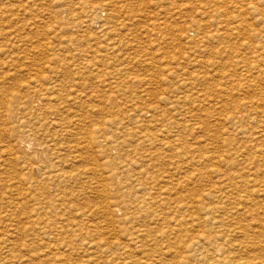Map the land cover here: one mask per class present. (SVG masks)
Instances as JSON below:
<instances>
[{"label":"rangeland","instance_id":"1","mask_svg":"<svg viewBox=\"0 0 264 264\" xmlns=\"http://www.w3.org/2000/svg\"><path fill=\"white\" fill-rule=\"evenodd\" d=\"M1 1H0V3H2V5L0 4V14H2V16L0 15V35H1L0 36V92L1 93L0 94L2 95V98L0 97V99H3V101H5V104L0 100V103H1L0 104V112H1V115H0V147H1L0 156L2 155V157L0 158V163L4 162L5 160H6L5 162H8V163L4 162L5 164L4 163H2V165L0 164L1 165L0 166V172L2 171L0 173V179H2V180H0V182H4V183H0V188L1 189L3 188L2 189L3 191L0 189V192H1L0 196L3 195L0 197V206H1L0 212L2 213L4 211L2 214H0V219H1L0 222L3 224V225L0 224L1 225L0 226L1 227L0 228V235H1L0 236V264H8V263L9 264H12V263L16 264V262L18 264H21V262H22V264H29L30 262H33L32 264H40V263L41 264H44V263L45 264L46 263L52 264V262H53V264H65V263L66 264H74L76 262L75 264H77V262L79 260L81 261V263L84 261L83 262L84 264H88V263L93 264L94 262H95L94 264H96L97 262H98L97 264H115V263H117V264H119V263L120 264H122V263L130 264V262H133L131 264H138L139 263L138 261H143L147 257H148L147 258L148 260H144L146 263H148V262L150 263V261H151L152 264H156L157 260H153L156 256L158 257V259L162 258L161 260L164 261V262L162 261L164 264L165 263L170 264V262L172 260L176 259V257L178 258L184 254V251H181V249H180L181 248L180 244L178 245V243L171 242L172 240L174 241L173 237H179L180 236V238H178L179 243H181V242L186 243L190 239H193V237L196 235L198 230H202V229L208 230L209 228L211 230H215V229L218 230L217 225L218 224L220 225L221 222L226 224L225 225L226 227L225 226H223V227L219 226L220 227L219 230H222V229L227 230L228 228H230L229 230H231L232 228H233V230H236V229L240 230V229H238L237 225L233 224V223H235L236 220H238L239 223L241 222L240 223L241 226H244V227L239 226V228H241V230H251L252 228H254V229H252L251 232L253 233V231H254V234L258 235V237L260 236V232L257 233L256 231H260V228L264 227L263 226L264 225V216H262V215H264V214H262V212L264 213V209H262V208H264V204H262V203H264V199H263L264 197H261V196H264V191H263L264 188H262L264 186L263 185L264 184V181H263L264 180V175H263L264 174V160H263L264 147H262V145L264 146V142H263V139H264V133H263L264 132V127H263L264 126V122H263L264 120H263V117L264 116L261 117V119H260L261 121H259V122L255 121L253 123L252 122H245L244 120L238 122V120H240L239 112L241 110L242 111L240 113L242 115L246 116L247 112H250L249 110L253 109L255 104L259 105L257 108V110L259 112L264 110V106L262 105V100L264 99V17L262 16V14H264V12H260L258 10L254 11L253 9L249 10L247 8V2L249 0H216L218 2L217 7H219L218 8L219 13L217 14V17L215 18L214 22H221V24H223V25L226 24L228 26L226 27V30L224 28L219 29V33H221V32L222 33L218 37L214 38L212 41H209L204 45L206 51L203 53V51L200 52V50L203 49V47L200 46L199 44H197V42L194 39H192V37L195 36L193 34V33H195V31L203 33L205 30V31H208L210 34H212V32H214V27L206 28L207 25H205V24H208V20H209L208 15L202 14V11H204V9L207 10L209 7L208 4L206 3L208 0L207 1L206 0H183V1L182 0H171V1L170 0H166V1L164 0L166 2L165 4L163 3L164 2L163 0H66V1L65 0L64 1L63 0H1ZM204 2L207 5H205ZM80 3L87 4L85 6V9L87 10L86 12H80V10H79V7L81 6ZM123 5H125V6H123ZM182 5H183V7H181ZM2 6L4 8H1ZM5 6L8 7L9 9L6 8ZM91 6H95L93 12L90 11ZM102 6L106 7V9L109 10V13L111 10H113L115 8H116L115 10L118 11L117 15L115 17H113V19L110 21H107V19L106 20L104 19L105 18V11L103 12L104 17H102V19H103V21H105L106 26L108 27L107 29H109V30H107V32H105V30H104L103 34H102V32H99V30L97 28L98 23H96L98 21L95 18V16L97 17L98 15L99 16L101 15L102 12L100 10L103 8ZM177 8L178 9L180 8V9L178 10ZM3 9H7V10H3ZM98 9H100V10H98ZM176 9L178 10V12ZM259 9H261V7H259ZM115 10H113V11H115ZM180 10H181V12H179ZM13 12H14V14H13ZM98 20H99V18H98ZM231 20H233V22L235 24H236V22L241 23V24L234 26L235 24L233 25V22ZM191 22H196L202 26L204 24L203 29L202 30L194 29L193 32L191 30H188V28L191 25L190 24ZM9 23H11V24H9ZM121 23H123L124 28L120 27L119 24H121ZM8 25H10V26H8ZM114 25L117 26V28ZM126 29H127V31H126ZM88 33H90V34H88ZM91 33H95V34L91 35ZM184 33L187 35V38H186V35ZM112 34L114 35V37ZM100 35H101V37H100ZM103 35H105L106 37ZM87 36L90 39H88ZM94 36H95V40L93 41ZM188 36H189V38H188ZM1 37H3V38L5 37V38L3 39ZM193 38H195V37H193ZM108 39H109V41H108ZM188 39H190V41ZM88 40H89V42H88ZM93 43H95V44H93ZM80 44L83 46H81ZM87 48L91 49V51L87 50ZM86 51L87 52L90 51L92 54L87 53ZM219 52H220V54H219ZM89 58L91 59V61L93 60L94 62L92 61L90 64ZM1 64H2V66H1ZM80 64H82V65H80ZM83 65L86 68H84ZM93 65H94V67H93ZM82 66H83V68H81ZM94 68H95V70H94ZM79 69H81L84 73L82 71H80ZM205 72H206V75H205ZM197 73L198 74L203 73L204 75L201 74L202 77L201 78L198 77L199 80L196 79L198 83L195 82L196 80L194 81L193 87L195 89H190V88L188 89L187 86L185 87L184 85L180 84L182 87L179 86L180 89L178 88V91H176L179 79L183 80V79L189 78L191 75L197 74ZM68 74H69V76H68ZM111 74H114V75H111ZM245 75L248 77H246ZM113 76L115 79H111V77H113ZM78 79L80 81H78ZM71 80L73 83H71V85H70ZM202 80H205V81L202 82ZM65 81L67 82V84ZM82 81H83V84H82ZM80 82H81V84H80ZM107 82H110L111 85H109L108 87H105L103 84H105ZM49 84H51V85H49ZM52 84L55 85V87ZM68 85H69V87H67ZM74 85L78 88H76ZM83 86H85V88ZM46 87L48 89H43ZM51 87H52V89H51ZM81 88H82V90H81ZM38 89L39 90L41 89L42 91L40 90L41 91L40 92V91H38ZM68 89H71V90L74 89V92L76 93V95H74V97L76 96L75 98L73 97L74 92H72ZM77 89L80 91H78ZM56 90H58V91H56ZM65 90H66V92H65ZM75 90H77V91H75ZM6 91H7V93H5L6 94V98H5V94H2V93L6 92ZM8 91H9V93H8ZM43 92H45V93H43ZM83 92H85V93H83ZM175 92H176V98L183 101V109L189 108V110L193 112L192 114L194 117H191V120L188 123H185L183 121L182 116L180 115V113L178 111L174 110L173 105L171 104V100H169L171 94L172 93L175 94ZM197 92L201 95V97L203 99L209 98V101L207 99H206V101L208 103L209 102L210 103L208 104L205 100H203V102H201L202 99H200V98L196 99L195 97H196ZM80 93L82 94V97L79 98L78 96H81ZM93 94H95V95H93ZM57 95H59L58 97H60L62 95L60 97L61 99L57 98ZM67 95H69V96H67ZM88 95H90L91 97ZM31 96H34V97H31ZM45 96L47 98L50 97V99L48 98V100H47V98ZM85 96H88L90 98L89 99H88V97L85 98ZM8 98H10L13 101H10V99L8 100ZM41 98H44V99L41 100ZM54 98H55V100L57 99L56 103L54 102L55 101ZM62 98H63V100H62ZM78 98L80 99V101H77ZM94 98H95V100H94ZM70 99H72L73 102L77 103V104H74L72 102V100H70ZM86 99H88L89 102H87ZM6 100H7V102H6ZM27 100H28V102L30 100L31 101L28 103ZM39 100H41V101H39ZM50 100H52L53 102ZM62 102L66 103L65 104V106H67L66 109H65L64 103H62ZM81 102L83 104H82V106H79V104H81ZM244 102L245 103H250V102L254 103L252 105L253 107H250V105H249V107H245L242 104ZM9 103H11V105ZM61 103H62V105H61ZM92 104H94V105L92 106ZM52 105H54L53 108L55 110L52 108ZM73 105H74L75 109H74ZM83 105H84V107H83ZM87 105H90L92 108H90V106H88V108H87ZM47 106H49V108ZM57 107H60L59 111H58ZM62 107H63V109H61ZM80 107L82 108V110ZM84 108H86V109L84 110ZM153 108L156 111V113L153 115L154 119L150 120V118H145L143 115L144 112L147 109L153 110ZM191 108H193V109H191ZM48 109H51V110H48ZM64 109L65 110L71 109L69 111L72 113V110H73L74 113H72V115H71V113L68 111V114H67V111H65ZM94 109H95V111H94ZM83 110H84V113H82ZM51 111L54 113V115L56 114L55 116H57V118L55 116H52L53 113ZM165 112L169 113L168 117H164ZM78 114H80L82 119L79 118L80 116ZM44 115H46V117H44ZM69 115H71V116L69 117ZM47 118H49V119H47ZM76 118H79L80 121H79V119L77 120ZM121 118H123V119L125 118V119L122 120ZM32 119H34L35 121ZM64 119L67 120L66 123L68 125L65 123ZM75 119L77 121H75ZM120 119H121V122H118V121H120ZM47 120H50V121H47ZM54 120H55V122H54ZM227 120L233 121V122L237 121L236 124H238L240 126V128L236 124H231V122L226 123ZM56 121H58L59 123H57ZM60 121H61V123H63V124H61L63 126L60 125ZM171 121H174L177 124V128L172 129L173 135L175 136V139L177 141L175 144L172 143V145H170L169 147L168 146L165 147V145L162 143V141L163 142L165 141L163 139L166 135L160 134L159 129L162 128V125H167ZM52 122H54V123H52ZM74 122H75V124H74ZM112 122H114V124H115L114 127L118 131H116L115 129H112V128H114L113 125L111 124ZM244 122L247 125V127H246V125H244ZM17 123H21L22 127L20 124H17ZM45 123H46V125H45ZM117 123H118V125H117ZM135 123H137V124H135ZM139 123H140V125H142V124L145 125V128L143 125L140 126ZM27 124H29V126H27ZM58 124H59L58 127H61V128L57 127ZM71 124L73 125V127ZM102 124L105 125L103 130H98L97 128H102ZM24 125H26V126H24ZM41 125L43 128L41 127ZM69 125L71 126V128L69 127ZM151 125H152V127H151ZM106 126H108V127H106ZM109 126L110 127L112 126V127L109 128ZM122 126L123 127L125 126L127 129L123 128ZM250 126L252 127V129H250L251 128ZM29 127H31V128H29ZM34 127L38 128V129H34ZM44 127H46L45 130H47L49 128L47 130L48 133H47V131L44 130ZM51 127H53V128L57 127V129H55V130L53 129V131H52ZM191 127L194 128L195 130H192ZM235 127H236V129H238V130L240 129L244 133H247V135H249V136H245L246 134H243L240 131L234 130ZM241 127H243L242 128L243 130L241 129ZM24 128H25V130L23 131L22 129H24ZM94 128H95V132L92 134L93 135L92 139L94 140L92 142V143H94V144H92V146H94V148H92V146L89 147L90 149L88 148V150L86 148L85 151H87V152H84L83 149L79 150L78 146H80V147L83 145L84 146L86 145V147L88 146V140L90 141V139H89V136L86 135V132L88 130L94 129ZM106 128H108V129H106ZM254 128H256L257 130ZM16 129L18 130V132ZM19 129H20V131H19ZM58 129L60 130V132ZM77 129H78V131L76 133ZM122 129L124 130V132ZM259 129L260 130L262 129L261 132L259 131ZM10 130H13V131H10ZM32 130H34V132ZM126 130H128V131H126ZM143 130H145L146 132ZM26 131H29V133H31V131H32L31 134L35 137H33L31 134L29 135L28 132H26ZM100 131L102 133H100ZM195 131H196V133H195ZM1 132H3V136H2ZM4 132L6 135L4 134ZM16 132H17V136L15 137ZM20 132H21V134H19ZM78 132L80 134H78ZM231 132H232V134H231ZM9 133L11 135H9V137H7ZM25 133H26V135H25ZM39 133L41 135H39ZM134 133H136L135 136H134ZM145 133H148L150 135V144L151 145L148 143H144L143 144L144 145V147H143L144 151H142V149H140L141 147H139V144L136 143V142H138L136 139H137L139 134L144 135ZM250 133H252V134H250ZM255 133L257 134V138H256ZM35 134L38 135L39 137L36 136ZM118 134H120V135H118ZM241 134H242V136H244L243 139H242ZM262 134H263V136H262ZM21 135H22V137H21ZM140 135H139V138H142ZM160 135H162V136H160ZM230 135L233 136V140H232V136H230ZM25 136H26V138H25ZM28 136L31 139H29ZM85 136H86V138H85ZM128 136H130V138ZM131 136H133V137H131ZM14 137H15V139H14ZM81 137H83V138H81ZM115 137H117L118 139H116ZM121 137H125V138H121ZM110 138H111V140H110ZM18 139L21 141L16 142V141H18ZM27 139H28V142H30V144H31L30 148H27L26 143L24 142ZM104 139L107 141L108 144L104 142L105 141ZM120 139L125 140V143L120 141ZM126 139H128V140L126 141ZM132 139L134 140L133 142H132ZM234 139L236 142L234 141ZM245 139L248 140V142ZM249 139L251 142L249 141ZM77 140L79 142L81 141V143L79 144V142H77ZM113 140H115V141L112 142ZM256 140L258 141L257 142L258 144L255 143ZM117 141L120 143H118ZM128 141L130 143L132 142V144H130ZM232 141H234L235 143L233 142V144H232ZM238 141H240V143H237ZM259 141L260 142L262 141L263 143L261 142L259 144ZM101 142L102 143L104 142V143L102 144ZM253 142L255 144H253ZM14 143L15 144L18 143V145H17L16 149H14L15 151L13 150L15 155L13 152H11L13 154V155H11V154H9V150L11 148V144L13 145ZM34 143H35V145H34ZM114 143H116V144H114ZM246 143H248V144H246ZM9 144H10V146H8ZM235 144H236V146L238 144V146L236 148L237 150L235 149V147H236ZM244 144H246L248 146L246 147V146H244ZM118 145H119V147H118ZM132 145H134V146H132ZM41 146H43V147H41ZM48 146H49V148H48ZM120 146H122V147H120ZM2 147L5 150L4 149L2 150ZM107 147H109V148H107ZM248 147H249V149H247ZM133 148L136 150V152H135L136 154H134ZM239 148H240V150H239ZM259 148H261V149H259ZM74 149H77L79 152H77L75 150L77 152L76 153L74 151ZM101 149H102V151H101ZM123 149H125V150H123ZM244 149H245L246 153H245ZM233 150L234 151L236 150V151L233 153V152H231ZM241 150H243V153L241 152ZM248 150H250V152ZM5 151L6 152L8 151V152L6 153ZM145 151L147 152L146 154H144ZM1 152H2V154H1ZM204 152L207 154H205ZM236 152L240 153V154H237ZM18 153L19 154L21 153V154L19 155ZM70 153H71V155H70ZM202 153L206 156L202 155ZM227 153H229V154H227ZM260 153H262V155ZM5 154L6 155L8 154V155L6 156ZM29 154H31V155H29ZM128 154H129V156H128ZM132 154H134V155H132ZM213 154H215L214 155L216 157V158H214L215 160H213V157H214ZM243 154L244 155L247 154V155L244 156ZM78 155L79 156L81 155V157H79ZM130 155H132V156H130ZM145 155H148V157H146ZM216 155H218V156H216ZM230 155H231V157H230ZM233 155H234V157H232ZM236 155H237V157H236ZM20 156H22V157H20ZM135 156H138L136 158H138L139 161H138V159L135 158ZM139 156H140V158H139ZM255 156H257V157L259 156L258 158H260L261 160L256 159L257 157H255ZM77 157H79V158H77ZM93 157H94V160L96 161L95 165L93 163H91V161H90V159ZM199 157H200V159H199ZM226 157L227 158L229 157L228 160L231 159L230 161H232V159H233L232 164L230 161H228V162H230V163H228L227 160H225V159H227ZM8 158H12L13 161H10ZM20 158H23L22 161ZM27 158L29 160H27ZM192 158H194V160ZM2 159L3 160L5 159V160L2 161ZM25 159H26V162L23 161ZM141 159L143 160V162L142 161L140 162ZM156 159H157V161H156ZM190 159H192V160L189 162ZM196 159H198V160H196ZM221 159H224V160L222 161ZM240 159H242V160H240ZM246 159H250V160L248 161ZM15 160H17V161H15ZM122 160H124V161H122ZM129 160H130V163L128 162ZM177 160H178V162H177ZM254 160H256V161L253 163ZM27 161L30 162L31 164L27 163ZM88 161H90V163H88ZM111 161L113 163L115 162L114 165ZM182 161L183 162L186 161L185 162L186 164L183 163ZM201 161L202 162L204 161L206 164L204 162H203L204 164H202ZM212 161H214V163ZM234 161H236L237 164H239V166L236 163L233 164ZM239 161H241V162H239ZM246 161H248V164H246L247 163ZM258 161H259V163L260 162L261 163L259 164ZM22 162H23V164H22ZM160 162L161 163L163 162V163L160 164ZM96 163L99 164V166ZM109 163L112 164V167ZM180 163L184 164V166L181 165ZM200 163L202 164L201 166H200ZM207 163H211V164H207ZM227 163H228V165H226ZM35 164L36 165L39 164L38 168L36 167V169L34 168ZM126 164L129 165V167L126 166ZM173 164L174 165L176 164L177 166L176 165L174 166ZM31 165H33V167H31ZM222 165H224L225 168ZM233 165H235V166H233ZM242 165L244 167H242ZM3 166H5L6 168ZM26 166L30 167V169L31 168L32 169L29 170V168H25ZM115 166H116L117 170L115 169ZM171 166H173L174 168ZM189 166L192 167V170H190L191 167H189ZM247 166H248V168H247ZM1 167L5 168V171L3 169H1ZM54 167H55V169H52ZM117 167H119V169ZM137 167H139V168H137ZM181 167H182L183 172H181ZM194 167H195V169H193ZM239 167H241V169H246V170L240 171ZM22 168L25 170L22 171ZM56 168L58 169V171H56L57 170ZM97 168H98V170H97ZM99 168L103 171L99 170ZM120 168L121 169L125 168V169L122 171ZM135 168H137L138 170ZM176 168H178V170H180V171H178ZM228 168L229 169L232 168L231 171L230 170L227 171ZM59 169H61V170L59 171ZM131 169H133V170L131 171ZM142 169H144V171ZM172 169H174V171ZM196 169H198V170H196ZM213 169L214 170L216 169V171L214 172ZM42 170H44V171H42ZM84 170H87V171L84 172ZM140 170H142V171H140ZM193 170H196V171H193ZM234 170H235V175H234V172H232ZM253 170H254V172H253ZM255 170H257L259 172V173H257V171H256V175H254ZM41 171H42V173H41ZM208 171L211 175L209 173H207ZM219 171H220V174H219ZM48 172H49V174H48ZM57 172H59V173H57ZM79 172H81V174ZM97 172H99V174ZM146 172H148V174ZM199 172H200V174H198ZM216 172H218V173L216 174ZM83 173H84V175H83ZM92 173L96 176L93 177L94 175ZM132 173H133V175H132ZM222 173L224 175L232 174L233 177H235V179H234L235 181L232 184H235L238 181L236 184H238L237 186H238L239 192H237V193H239V194H237L235 192L234 193L235 195H234L233 194L234 189L232 188L233 191H231V186L229 187L230 190L228 188H225L227 184H226L225 179L223 178L224 176L222 177ZM29 174L31 175L32 179L29 178L30 177ZM77 174H79V176L80 175L81 176L79 177ZM87 174H90V175H87ZM116 174H117V176L119 174L120 175L117 177ZM195 174H196V176L199 175V177H196ZM218 174L221 177H219ZM243 174H246V175L243 176ZM8 175H9V177H8ZM13 175H14V177L17 176V177H15L16 179L13 177ZM43 175H45V176H43ZM75 175L77 177H75ZM102 175L104 178L99 177ZM122 175L125 176V178L127 180ZM139 175H141V176H139ZM166 175L169 176V179ZM200 175L202 176V178ZM207 175H208V177H207ZM59 176L62 178H60ZM193 176H195L194 179H193ZM258 176H259V178H258ZM121 177L123 178V180ZM236 177H238V178H236ZM242 177L245 178L247 181H245V179H243ZM246 177L250 178V179H247ZM50 178H52V179H50ZM77 178H78V180L76 181ZM172 178H174V179H172ZM175 178H177V179H175ZM199 178H200V180H199ZM220 178L221 179L223 178L224 180L223 179L220 180ZM25 179H27V180H25ZM103 179H106V180H103ZM146 179H147V181H146ZM149 179H151L152 181H149ZM170 179H172V180H170ZM195 179L197 181L199 180L200 182H197ZM215 179L216 180L219 179L223 183L220 182L219 180L216 181ZM9 180H10V182H9ZM31 180H32V182H31ZM39 180H41V181L39 182ZM168 180H169V182H167ZM52 181H54V182L52 183ZM94 181H96V183H93ZM109 181H111L113 184ZM123 181H126V182L130 181V182H127V184H126ZM155 181H157V182H155ZM162 181H164V182H162ZM191 181H193V183ZM19 182H20V184H17ZM57 182H60V184ZM176 182L178 183V185L174 186L173 184H175ZM189 182L191 183L192 186L190 185ZM217 182H218V184H217ZM242 182H243V184H242ZM22 183H23V185H22ZM27 183H30V184H27ZM107 183L109 185H107ZM128 183L130 185L132 184V187L130 185H128ZM144 183H146V184H144ZM147 183H149V184H147ZM150 183L152 186H150ZM194 183H196V184L193 186ZM214 183L216 184L217 188L221 187L222 191H224V190H225V192L231 191L232 194H231V192L228 194V195H231V196H229V198L232 199L236 195L237 196L231 200L228 198V195H226L225 197H223L224 195L223 196L221 195L222 196L221 197L219 193L215 192V190H214V192L216 194L213 193L212 190L210 191V188L211 189L212 188L217 189L215 187ZM253 183H255V185H252ZM62 184L63 185L66 184V185L63 186ZM93 184L95 186H93ZM100 184H101V186H99ZM143 184H144V187H143ZM224 184H225V186H224ZM26 185L28 187H26ZM258 185L261 187H259ZM111 186H116L117 189L114 187H111ZM147 186H149V187H147ZM222 186H224L223 187L224 189L222 188ZM8 187H9V190H7ZM12 187H13V189H12ZM101 187H102V189L100 190ZM139 187L140 188L142 187L143 189L142 188L140 189ZM165 187H167V190L169 189V191H167L168 193L165 192L166 191ZM10 188L12 190H10ZM96 188H98L97 191L94 190ZM127 188L129 189V192H128ZM257 188H258V190H257ZM5 189L7 192L5 191ZM17 189H19V190L23 189V190L19 191ZM152 189H154L155 191ZM243 189H245L246 191ZM247 189H249L248 192H247ZM91 190H92V193H91ZM106 190H107V192H106ZM156 190H158V191L160 190L159 192L157 191L158 194L153 193V191L156 192ZM171 190L172 191L175 190L176 192L173 191V192H175V193H173ZM189 190H192V191H190V193H189ZM9 191L12 193L10 194ZM18 191H19V193H18ZM21 191H23V192H21ZM95 191H96V193H95ZM143 191H145V192L142 193ZM195 191L198 192L200 196H201V193L203 195L202 197L205 196L204 198H206V199H205V201H203V204L195 202L197 204L196 205L195 203H192L191 201H190V203H189V201H186L188 199L185 200V198H188V196L190 194H191V197L194 196V198H195L197 196L196 198H199L200 196L198 194H196ZM202 191H204V192H202ZM206 191H207V193H205ZM250 191H252V192H250ZM256 191H257V193H256L257 196L256 195L254 196L253 194ZM13 192H15V193L13 194ZM126 192H128L130 195H127L128 193L126 194ZM169 192H172V193L170 194ZM193 192H195V193L192 194ZM210 192L212 193L210 196H213V194H215L211 200L207 199V198H209V196L207 194H210ZM240 192H242V193H240ZM99 193H102V195L104 193L105 196L104 195L102 196ZM145 193H146V195H144ZM148 193L151 195H149ZM259 193H261V194H259ZM262 193H263V195H262ZM16 194H17V196H16ZM44 194L46 197L44 196ZM93 194H95V196ZM113 194H115V195H113ZM132 194H134V195H132ZM135 194L137 196H135ZM139 194L141 196H139ZM142 194H143V196H142ZM164 194H166V195H164ZM28 195H29V197H28ZM48 195H50V196L48 197ZM74 195H75V197H72ZM120 195H122V196L120 197ZM147 195L150 196V198H152L154 196L155 198L153 197V199H155V201L154 200H148V201L145 200L148 198ZM161 195H163L164 197H162ZM172 195H175V196H172ZM186 195H187V197H186ZM217 195L220 197H217ZM232 195H233V197H232ZM248 195H249V197H248ZM26 196L28 198H26ZM99 196H101V197H99ZM113 196H116V197L113 198ZM146 196H147V198H146ZM165 196L167 198H169L170 196L172 197V198L170 197L168 199V200H170L169 204H166V202L168 203V200H162V198H165ZM181 196H183L184 199ZM50 197L52 200L50 199ZM62 197H63V199H62ZM141 197H142V199H139ZM176 197H178V198H176ZM245 197H247L248 199ZM47 198H48V200H47ZM60 198H61V201H60ZM68 198H70V200H72V201H70ZM107 198H108V201L106 200ZM111 198H113V199H111ZM116 198L118 201L116 200ZM118 198H122V199H120V201H119ZM137 198H138V201H137ZM157 198L161 202H159V200ZM179 198L181 201L184 200L185 202H183V201L181 202L179 200ZM217 198H219V199H217ZM4 199H5V201H4ZM7 199H9V201H7ZM49 199H50V201H49ZM110 199H111V201L112 200L113 201L111 202ZM129 199H131L132 202ZM214 199H216V200H214ZM249 199H250V201L253 202V204H252V202L248 201ZM260 199H261V201H260ZM1 200H3V201H1ZM10 200H12V201H10ZM43 200H45V201H43ZM67 200H69V201H67ZM128 200H129V202H128ZM172 200H173V202L170 203ZM206 200H208L211 205H212V203L214 205H216V209H214V210L210 209L211 206H209L206 203L207 202ZM212 200H213V202H212ZM218 200H219V202H217ZM56 201L57 202L59 201L60 203L58 202L59 204L56 205L57 208L56 207L54 208L55 204L57 203ZM64 201L66 202V204ZM100 201H101V203H100ZM106 201H107V203H106ZM144 201H146V202H144ZM153 201H154V203H153ZM174 201H177V204ZM215 201H216V203H215ZM220 201H221V203H220ZM226 201L231 203V204L227 203ZM238 201H240V205H239L240 207L236 205V202H238ZM254 201H256V203L258 205ZM36 202H37V205L40 203V206L38 205V207H37ZM68 202H70V203H68ZM118 202H119V204H118ZM121 202H124V204L127 203V205L126 204L120 205ZM141 202H142L144 208H142V204L138 205V203H141ZM156 202H159V203H156ZM25 203H26V205H25ZM46 203H47V205H45ZM132 203H134V204H132ZM144 203L147 204V206ZM173 203H175L176 206ZM191 203H192V205H191ZM7 204H9L10 206ZM16 204H17V206H15ZM48 204H49V206H48ZM51 204H52V207H51ZM224 204H225L226 208H223ZM227 204H229V205H227ZM248 204H250L249 206H251V204H252V206L249 207ZM71 205L73 207H71ZM183 205L184 206L186 205V206L183 207ZM195 205L199 209L197 207H195ZM203 205H206V206H203ZM20 206L22 209L20 208ZM30 206H32L33 208ZM46 206H48V207H46ZM76 206L79 208V210H78V208H74ZM148 206H149V209H148ZM108 207H110V208H108ZM132 207L134 208L133 211L131 210ZM150 207H153V208L150 209ZM205 207H209L210 211L209 210L206 211ZM242 207L245 208L246 210H244ZM4 208H6V209H4ZM10 208H11V210H10ZM12 208H14L15 210ZM48 208H50V209L48 210ZM63 208L64 209L69 208V210L70 209L71 210L70 211L65 210V211H67V212H65ZM95 208H97L98 211ZM140 208H141V210L142 209H144V210L140 211ZM182 208H184V210H182ZM195 208H196V210H195ZM236 208H237V210H236ZM241 208L243 209L242 211H241ZM257 208H258V210H257ZM23 209H24V211H23ZM72 209H74V210H72ZM99 209H101V210H99ZM164 209L167 211H164ZM227 209H228V211H227ZM261 209H262V211H261ZM25 210H26V212H25ZM34 210H36L37 217H36V213H34ZM38 210H41V212ZM44 210H45V212H43ZM87 210H89V211H87ZM171 210H172V212H171ZM179 210L180 211L182 210V211L180 212ZM259 210H260V212H259ZM20 211H21V213H20ZM48 211H49V214L47 213ZM79 211H81V212H79ZM93 211H94V213H93ZM101 211H104V212L101 213ZM120 211H123V212L120 213ZM130 211H132V212H130ZM184 211H185V213H184ZM196 211H197V213H196ZM205 211L208 214V216L205 213ZM234 211L236 213H234ZM14 212H16V215ZM39 212L44 213V214H41V216L40 215L38 216ZM68 212H72V213H68ZM95 212H96V214H95ZM193 212H195V213H193ZM200 212H201V214H200ZM202 212H203V214H202ZM255 212L256 213L258 212V213L256 214ZM66 213H68V214H66ZM104 213H105V215H104ZM112 213H114V214H112ZM123 213H124V215H123ZM142 213H144V214H142ZM146 213L150 214V215L147 216ZM198 213H199V215H198ZM21 214H22V216H20ZM71 214H73L74 216ZM91 214L93 216H91ZM176 214H178V215H176ZM204 214L206 217L204 216ZM229 214H230V216H229ZM243 214H244V216H243ZM255 214H256L257 218H254ZM3 215H5V217H3ZM7 215H8V221L9 222L7 221V218H6ZM9 215H12V217ZM42 215H43V217L45 215L46 216L44 218H42ZM67 215H68V217H67ZM99 215L101 216V218ZM111 215H112V218H110ZM127 215H128V217H127ZM130 215L133 217H131ZM136 215H139V217H137ZM144 215H146V217H149V218L147 220H145L146 217ZM159 215H162V216H159ZM169 215H170V217H169ZM237 215L239 216V218H237ZM31 216H32V218H31ZM123 216L125 218H123ZM152 216L153 217L155 216L154 219H152ZM174 216H175L176 220H175V218H172ZM183 216H186L183 218V221H185L184 223L181 220L182 219L181 217H183ZM209 216L210 217L212 216V217L210 218ZM258 216L261 217V219ZM14 217H16V218H14ZM38 217H40V218H38ZM53 217H54V219H53ZM58 217H59V219H57ZM166 217H169V220L166 219ZM178 217H179V219H178ZM189 217H191L192 220H190ZM219 217L220 218L222 217V218L220 219ZM230 217L233 219V221L232 220L230 221V219H231ZM235 217L237 218L236 220L234 219ZM30 218L32 221L30 220ZM120 218H122V219H120ZM127 218H128V220L129 219L130 220L127 221ZM138 218H140V221ZM187 218H189V219H187ZM212 218H215V220L214 219L212 220ZM223 218H225V219H223ZM242 218H243V220H242ZM15 219H16V221H15ZM66 219H67V222H66ZM109 219L111 221H109ZM113 219L116 222L112 221ZM164 219H165L166 223L163 222ZM254 219L255 220L257 219V222H255ZM34 220H35V222H34ZM118 220H119V222H118ZM203 220H205V221H203ZM208 220H209V222H207ZM210 220H211V222H210ZM227 220L229 222H227ZM13 221H15L14 222L15 225L13 224ZM18 221H20V223ZM79 221L81 224L79 223ZM136 221H139V222L136 223ZM141 221L144 223L142 224ZM151 221H153V223ZM155 221H156V223H155ZM188 221L189 222L192 221L193 224L189 223ZM212 221H214V222H212ZM250 221H251V223H250ZM4 222H6V223H4ZM27 222L29 223V225ZM64 222L66 223V226H65ZM74 222H75V224H74ZM101 222H102V224H101ZM105 222H108L110 225L108 223H105ZM129 222H130V224H129ZM25 223H27V224L25 225ZM40 223H43V225ZM56 223H57V225H55ZM76 223H78V224H76ZM84 223L86 224V228H88L87 231L91 236H89L88 233L86 232V230H85L86 228H85ZM123 223H124V225H123ZM187 223L190 225L192 224V226L188 225ZM256 223L258 226L256 225ZM8 224L11 226H9ZM133 224L135 225L134 228L132 226ZM137 224H139V227ZM151 224L152 225L154 224L156 227L152 226ZM156 224H158V225H156ZM181 224L183 226H180ZM261 224H262V226H261ZM30 225H31V227H30ZM38 225L40 227L38 229H40L41 231H39L37 229ZM48 225H50V226H48ZM68 225H70L71 227ZM103 225H106V226L103 227ZM114 225L118 229H116ZM146 225H147V227H145ZM149 225L152 227H150ZM199 225H200V227H198ZM201 225H203V227ZM67 226H68V228H67ZM74 226L75 227L77 226L76 227L77 230L74 229L75 228ZM78 226H79V228H78ZM83 226H84V228H83ZM157 226L159 227V229ZM179 226L182 228H180ZM194 226L196 227V229H194L195 228ZM7 227H9V228H7ZM11 227H12V229H11ZM47 227H49L48 231L46 230ZM51 227H53V228H51ZM63 227H65V230L63 229ZM96 227H97V229L99 227L100 231H99V229L97 230ZM109 227H110V229L112 228V230L108 229ZM137 227L139 229H137ZM141 227L142 228L144 227V228L142 229ZM169 227H171V228H169ZM185 227H187V228H185ZM28 228H30V229L32 228V233L28 234L29 233ZM59 228H60V230H59ZM70 228H72V229L70 230ZM113 228H115L116 230ZM120 228H121V230H119ZM123 228H126V229L123 230ZM248 228H250V229H248ZM10 229L15 233V234L14 233L13 234L16 235L17 237L12 234V231ZM24 229L25 230L27 229V230L25 231ZM49 229H50V231H49ZM51 229L53 230L52 232H51ZM67 229H68V231H67ZM95 229H96V231H95ZM102 229H103V231H102ZM129 229L143 230V231H144V229L145 230L151 229V230L148 231L146 234H144V232H145L144 231L143 232L144 236L142 234H140V236H138V233H136L137 234V236H136V234L133 233L134 236L132 235L133 237H130L129 233H127L125 235L126 231L127 230L129 231ZM262 229H263V231H261V234H263V236L261 235L256 240V241H258V239H259V241L261 242L260 243L261 248L264 246V245H262L263 244L262 242L264 241V228H262ZM33 230H34V233H33ZM62 230H63V232H62ZM81 230L82 231L84 230L83 233L81 232ZM180 230L183 232H181ZM20 231L22 233H19ZM78 231H79V234H78ZM114 231L116 233H114ZM123 231H125V233ZM156 231L157 232L159 231L158 232L159 234L158 233L156 234L157 236L154 234V232H156ZM176 231H177V233H180V234H177ZM25 232L27 234H25ZM48 232H50V233H48ZM74 232H75V234H74ZM84 232H86V233L84 234ZM95 232L98 234H96ZM150 232H151V235H150ZM163 232H164V235H163ZM5 233H7V234H5ZM40 233H41V235H40ZM54 233L58 234V235L56 234L57 237ZM60 233H62V235ZM22 234H25V235H22ZM47 234L49 235V237L47 236ZM66 234H69V235H66ZM170 234L173 237H171ZM6 235H7V237H6ZM18 235H19V237H18ZM74 235L76 237H78V235H79V238L76 239V237H74ZM80 235L83 237H86V238H83ZM93 235H95L97 237L92 239L94 237ZM99 235L100 236L102 235V236L99 238ZM108 235H110V236H108ZM116 235L117 236L119 235L118 238L116 237ZM123 235H125L126 237ZM4 236H5V238H4ZM34 236L38 237V238H35ZM40 236L41 237L43 236L45 239L43 237L41 238ZM114 236H115V238H112ZM148 236L150 238H147ZM168 236L170 237L169 239L167 238ZM182 236H184V238ZM188 236H190V237H188ZM191 236H193V237H191ZM234 236L231 238L232 240L236 239V237L234 238ZM2 237H3V239H2ZM22 237H23V239H22ZM121 237H123V239H121ZM127 237H129V238H127ZM137 237H140V238H137ZM29 238H31V239L29 240ZM33 238H34V240H32ZM39 238H41L42 241L43 240L44 241L39 242V240H41ZM54 238H56V240ZM57 238L59 240H57ZM64 238H66V239L63 240ZM87 238L89 239V241H87L88 240ZM135 238H136V240H135ZM143 238H145V239L147 238V239L145 240ZM260 238H262L263 240H260ZM20 239H22L24 241H22ZM72 239H73V241H72ZM95 239H97V241ZM128 239H130V240H128ZM139 239H142V240L140 241ZM148 239L150 241H148ZM152 239H153V241H152ZM185 239H187V240H185ZM1 240H4V241H2V243H1ZM6 240H8V241H6ZM9 240H10V242H9ZM48 240H49V242H47ZM102 240H104V241H102ZM125 240L126 241L128 240V242L126 243ZM5 241H6V244H5ZM19 241H21V242H19ZM35 241H37V243ZM55 241H57V242H55ZM119 241L120 242L123 241L122 242L123 244L122 243L118 244L117 242H119ZM142 241H144V242H142ZM155 241H157L156 244H155ZM158 241L160 244H158ZM18 242L20 243V245ZM22 242H24V243H22ZM52 242H54V243H52ZM72 242H75V243H72ZM81 242H82V244H81ZM148 242H150V245H148L149 244ZM31 243H32V245L35 244L34 247L31 245ZM71 243L73 246L70 245V247H69V244H71ZM89 243H91V244H89ZM161 243H163V244H161ZM24 244H26V245H24ZM51 244H54V245L51 246ZM105 244H106V246H105ZM125 244H129L130 246L131 245H133V246L129 247V245H125ZM10 245L11 246L14 245V246L11 247ZM36 245L39 248H37ZM62 245H64V246H62ZM81 245H83V246L80 247ZM119 245H121V246H119ZM143 245L145 246L144 251L142 249ZM162 245H163V247L164 246L165 247L163 248ZM53 246H55V248H52ZM56 246H58V247H56ZM60 246H62V247H60ZM78 246L81 248V251L79 250ZM109 246H110V248H109ZM114 246L117 249L113 248ZM7 247H8V249H7ZM49 247H50V250H49ZM120 247H122V248H120ZM132 247H134V248L132 249ZM167 247L169 249L170 248H172V249L168 250ZM177 247H180V248H177ZM22 248L25 249L26 251L22 250ZM40 248H42V249L39 250ZM66 248L67 249L69 248L68 249L69 251ZM84 248H86V252H85ZM89 248L94 250V251L90 250ZM129 248L132 249V251L129 250ZM145 248H146V250H148L147 252H146ZM148 248H150V249H148ZM161 248H163V249L161 250ZM10 249H11V251L13 250L12 254L10 252ZM19 249H20V251H19ZM75 249H77V250H75ZM120 249H122V250H120ZM126 249H127V251H125ZM262 249H264V247ZM29 250L32 252L30 253ZM37 250H38V252H37ZM88 250H89V252H88ZM112 250H114V251H112ZM153 250H154V252H153ZM158 250H160V251L158 252ZM27 251L29 253H27ZM46 251L47 252L51 251L50 252L51 255L49 253L46 254L47 253ZM65 251H68V254H66L67 252H65ZM108 251H112L113 254H112V252L109 253ZM138 251H139V253H137ZM149 251H152L153 253H155V255L152 254V252H150V254H149L148 253ZM171 251H173L174 253L173 252L171 253ZM4 252H6V253L8 252V253L6 254ZM74 252L76 253V256L78 257V255H79V257L81 259H79V257L77 258L76 256H74L75 255ZM96 252H98V254ZM117 252L118 253L122 252V253L118 254ZM156 252H157V254H159V255L161 254V255L158 256L156 254ZM163 252L165 253L164 254L165 259L163 257ZM168 252L170 254H168ZM179 252H182V253L179 254ZM3 253L5 255H3ZM20 253H22V254H20ZM24 253H26L27 255H24ZM62 253H63V255H62ZM77 253H81V254H77ZM105 253H107L108 255H110V254L111 255L108 256ZM133 253H135V254H133ZM14 254H15V256H14ZM43 254H44V257H43ZM88 254L89 255L91 254L92 256L95 255V256H93L91 258V255L89 257ZM103 254H105V255L102 257ZM123 254H124V256H123ZM131 254L133 255V257ZM145 254L147 257L143 256ZM263 254H264V250L262 251V253L259 254V257L262 260H264ZM2 255H3V257H2ZM28 255L31 256L30 260H29V257H27ZM86 255H88L89 259ZM128 255H130V256H128ZM140 255L143 258H141ZM148 255H151V256H148ZM12 256L14 258H12ZM57 256H58V258L59 257L60 258L58 259ZM82 256H83V259H82ZM127 256H128V259L130 258L129 260L127 259ZM135 256H136V259H134ZM173 256H176V257L173 258ZM1 257L3 258V260ZM41 257L44 258L45 260L42 259ZM54 257H55V259H54ZM67 257H71L72 260L70 258H67ZM114 257H116V258L114 259ZM122 257L126 261L121 259ZM149 257H151V258H149ZM23 258H25L26 260L24 261ZM38 258H40V259H38ZM49 258H51V259H49ZM98 258H99V260H98ZM62 259L63 260L65 259L64 262ZM117 259L119 261L121 260L122 262L121 261L117 262L116 261ZM155 259H157V258H155ZM1 260H2V262H1ZM48 260L51 262H49ZM112 260H113V263H112ZM42 261H43V263H42ZM58 261H59V263H58ZM72 261H74V262H72ZM79 262H78V264H81ZM157 264H160V262L158 261Z\"/></svg>","mask_w":264,"mask_h":264},{"label":"bare ground","instance_id":"2","mask_svg":"<svg viewBox=\"0 0 264 264\" xmlns=\"http://www.w3.org/2000/svg\"><path fill=\"white\" fill-rule=\"evenodd\" d=\"M0 1H1V0H0ZM63 1H64V0H63ZM65 1H66V0H65ZM163 1H164V0H163ZM165 1H166V0H165ZM165 1L163 2L164 4L166 3ZM170 1H171V0H170ZM182 1H183V0H182ZM206 1H207V0H206ZM1 2H2V1H1ZM117 2H118V1H117ZM178 2H179V1H178ZM160 3H161V2H160ZM206 3L208 4L209 7H208L207 10L204 9V11H202V14H206V15H208V19H209V20H208V24H205V25H207L206 28H208V27H214V32H212V34H210L208 31H205V30H204L203 33H200V32H198V31H195V33H193V34L195 35V36H193V37H195V38H193V37L191 36L192 39H194V40L197 42V44H199L200 46L203 47V49L200 50V52L203 51V53L206 51L204 45H205L207 42L212 41L214 38L218 37V36L222 33V32L219 33V29L224 28V29L226 30V27L228 26V25H226V24H225V25L221 24V22H214V21H215V18L217 17V14L219 13V11H218V8H219V7H217V6H218V2H217L216 0H208ZM0 4L2 5V3H0ZM80 4H81V6L79 7L80 12H86L87 10L85 9V6H86L87 4H85V3H80ZM80 4H79V5H80ZM164 4H163V5H164ZM178 4H179V3H178ZM204 4H205V2H204ZM207 4H205V5H207ZM11 5H12V4H11ZM13 5H14V4H13ZM108 5H109V4H108ZM170 5H171V4H170ZM123 6H125V5H123ZM172 6H173V5H172ZM172 6H171V7H172ZM5 7H6V6H5ZM102 7H103V8H102L101 10L98 9V10H100V11L102 12L101 15H100V16L98 15L97 17L95 16V18H96L97 21H98V22H96V23H98V27H97V28H98L99 32H102V34H103V31H104V30H105V32H107V30H109V29H107L108 27L106 26L105 21H103V19H102V17H104V13H103V12L105 11V18H104V19H105V20L107 19V21H110V20L113 19V17H115V16L117 15V12H118V11H116V10H115L116 8H115V9H113V10H115V11L111 10L110 13H109V10H107L106 7H104V6H102ZM176 7H177V6H176ZM181 7H183V5H182ZM181 7H180V8H181ZM259 7H261V9H259ZM1 8H4V7L2 6ZM6 8H8V7H6ZM11 8H12V7H11ZM94 8H95V6H91L90 11L93 12V11H94ZM180 8H179V9H180ZM247 8H248L249 10H252V9H253L254 11H255V10H258V11H260V12H264V0H249V1L247 2ZM8 9H9V8H8ZM18 9H19V8H18ZM177 9H178V8H177ZM177 9H176V10H177ZM179 9H178V10H179ZM3 10H7V9H3ZM173 10H174V9H173ZM178 10H177V12H178ZM1 11H2V10H1ZM9 11H10V10H9ZM9 11H8V12H9ZM4 12H5V11H4ZM179 12H181V10H180ZM95 13H96V12H95ZM171 13H172V12H171ZM13 14H14V12H13ZM15 14H16V13H15ZM82 14H83V13H82ZM261 14H262V13H261ZM0 15L2 16V14H0ZM177 15H178V14H177ZM4 16H5V15H4ZM93 16H94V15H93ZM174 16H175V15H174ZM262 16L264 17V14H262ZM257 17H258V16H257ZM263 17H262V18H263ZM98 18H99V20H98ZM260 18H261V17H260ZM2 19H3V18H2ZM235 19H236V18H235ZM9 21H10V20H9ZM93 21H94V20H93ZM93 21H92V22H93ZM100 21H101V22H100ZM126 21H127V20H126ZM231 21L233 22V20H231ZM7 22H8V21H7ZM9 24H11V23H9ZM89 24H90V23H89ZM125 24H126V23H125ZM190 24H191V25H190V27L188 28V30H191L192 32L194 31V29L202 30V29H203V26H204V24H203V26H202V25H200V24H198V23H196V22H191ZM234 24H235V23L233 22V25H234ZM239 24H241V23L236 22V24H235L234 26L239 25ZM109 25H110V24H109ZM119 25H120V27H123V26H124L123 23H121V24H119ZM231 25H232V24H231ZM8 26H10V25H8ZM114 26H115V25H114ZM163 26H164V25H163ZM166 26H167V25H166ZM115 27L117 28V26H115ZM161 27H162V26H161ZM87 28H88V27H87ZM123 28H124V27H123ZM157 29H158V28H157ZM168 29H169V28H168ZM126 31H127V29H126ZM128 31H129V30H128ZM167 31H168V30H167ZM84 32H85V31H84ZM162 32H163V31H162ZM165 33H166V32H165ZM88 34H90V33H88ZM88 34H87V35H88ZM92 34H95V33H91V35H92ZM128 34H129V33H128ZM161 34H162V33H161ZM184 34H185V33H184ZM82 35H83V34H82ZM109 35H110V34H109ZM112 35H113V34H112ZM185 35H186V34H185ZM0 36H1V35H0ZM4 36H5V35H4ZM103 36H105V35H103ZM124 36H125V35H124ZM182 36H183V35H182ZM89 37H90V36H89ZM100 37H101V35H100ZM105 37H106V36H105ZM113 37H114V35H113ZM191 37H190V38H191ZM1 38H3V37H1ZM4 38H5V37H4ZM4 38H3V39H4ZM87 38H88V36H87ZM91 38H92V37H91ZM124 38H125V37H124ZM186 38H187V35H186ZM188 38H189V36H188ZM88 39H90V38H88ZM98 39H99V38H98ZM192 39H191V40H192ZM1 40H2V39H1ZM94 40H95V36H94L93 41H94ZM102 40H103V39H102ZM184 40H185V39H184ZM186 40H187V39H186ZM188 40L190 41V39H188ZM93 41H92V42H93ZM108 41H109V39H108ZM116 41H117V40H116ZM120 41H121V40H120ZM88 42H89V40H88ZM88 42H87V43H88ZM90 42H91V41H90ZM192 42H193V41H192ZM93 44H95V43H93ZM217 44H218V43H217ZM80 45H81V44H80ZM88 45H89V44H88ZM81 46H83V45H81ZM81 46H80V47H81ZM89 46H90V45H89ZM93 46H94V45H93ZM91 47H92V46H91ZM89 48H90V47H89ZM89 48H87V50H90V51H91V49H89ZM85 50H86V49H85ZM223 50H224V49H223ZM223 50H222V51H223ZM90 51H88V52L86 51V52H87V53H91ZM112 51H113V50H112ZM91 54H92V53H91ZM216 54H217V53H216ZM219 54H220V52H219ZM78 57H79V56H78ZM86 59H87V58H86ZM128 59H129V58H128ZM83 60H84V59H83ZM89 60H90V61H89ZM89 60H88V61H89L90 64H91V62H92L93 60L91 61L90 58H89ZM198 60H199V59H198ZM83 62H84V61H83ZM93 62H94V61H93ZM193 62H194V61H193ZM198 62H199V61H198ZM81 63H82V62H81ZM202 63H203V62H202ZM80 65H82V64H80ZM194 65H195V64H194ZM1 66H2V64H1ZM83 66H84V65H83ZM83 66H82L81 68H83ZM210 66H211V65H210ZM93 67H94V65H93ZM190 67H191V66H190ZM193 67H194V66H193ZM78 68H79V67H78ZM84 68H86V67L84 66ZM174 68H175V67H174ZM1 69H2V68H1ZM5 69H6V68H5ZM189 69H190V68H189ZM196 69H197V68H196ZM206 69H207V68H206ZM79 70L82 71L81 69H79ZM83 70H84V69H83ZM94 70H95V68H94ZM209 70H210V69H209ZM242 70H243V69H242ZM80 71H79V72H80ZM84 71H85V70H84ZM82 72H83V71H82ZM85 72H86V71H85ZM181 72H182V71H181ZM39 73H40V72H39ZM83 73H84V72H83ZM169 73H170V72H169ZM194 73H195V72H194ZM35 74H36V73H35ZM201 74H203V73H201ZM201 74H198V73H197V74H193V75H191L189 78H186V79H183V80L179 79V80H178V85H177V90H176V91H178V88H179V86H181V85H184L185 87L187 86L188 89H189V88H190V89H195V88L193 87L194 81H195L196 79L199 80L198 77L201 78V77H202ZM209 74H210V73H209ZM66 75H67V74H66ZM79 75H80V74H79ZM111 75H114V74H111ZM203 75H204V74H203ZM205 75H206V72H205ZM68 76H69V74H68ZM115 76H116V75H115ZM245 76H246V75H245ZM30 77H31V76H30ZM66 77H67V76H66ZM205 77H206V76H205ZM246 77H248V76H246ZM249 77H250V76H249ZM67 78H68V77H67ZM220 78H221V77H220ZM68 79H69V78H68ZM68 79H67V80H68ZM111 79H115L114 76L111 77ZM76 80H77V79H76ZM197 80H196L195 82H197ZM260 80H261V79H260ZM69 81H70V80H69ZM78 81H80V80L78 79ZM203 81H205V80H202V82H203ZM65 82H66V81H65ZM101 82H102V81H101ZM180 82H181V83H180ZM71 83H73L72 80H71V82H70V85H71ZM197 83H198V82H197ZM53 84H54V83H53ZM53 84H52V85H53ZM62 84H63V83H62ZM66 84H67V82H66ZM75 84H76V83H75ZM80 84H81V82H80ZM82 84H83V81H82ZM180 84H181V85H180ZM49 85H51V84H49ZM56 85H57V84H56ZM103 85H104L105 87H108L109 85H111V83H110V82H107V83H105V84H103ZM196 85H197V84H196ZM196 85H195V86H196ZM53 86L55 87V85H53ZM61 86H62V85H61ZM74 86H75V85H74ZM81 86H82V85H81ZM85 86H86V85H85ZM85 86H83V87L85 88ZM62 87H63V86H62ZM64 87H65V86H64ZM67 87H69V85H68ZM75 87H76V86H75ZM79 87H80V86H79ZM83 87H82V88H83ZM181 87H182V86H181ZM197 87H198V86H197ZM56 88H57V87H56ZM56 88H55V89H56ZM76 88H78V87H76ZM82 88H81V90H82ZM84 88H83V89H84ZM86 88H87V87H86ZM32 89H33V88H32ZM43 89H48V88L46 87V88H43ZM49 89H50V88H49ZM51 89H52V87H51ZM55 89H54V90H55ZM179 89H180V88H179ZM185 89H186V88H185ZM40 90H41V89H40ZM40 90L38 89V91H40ZM68 90L74 92V89H72V90H71V89H68ZM77 90H78V89H77ZM77 90H75V91H77ZM183 90H184V89H183ZM33 91H34V90H33ZM41 91H42V90H41ZM41 91H40V92H41ZM44 91H45V90H44ZM47 91H48V90H47ZM52 91H53V90H52ZM56 91H58V90H56ZM59 91H60V90H59ZM78 91H80V90H78ZM87 91H88V90H87ZM2 92H3V91H2ZM49 92H50V91H49ZM62 92H63V91H62ZM65 92H66V90H65ZM67 92H68V91H67ZM179 92H180V91H179ZM0 93H1V92H0ZM5 93H7V91L4 92V93H2V94H5ZM8 93H9V91H8ZM37 93H38V92H37ZM37 93H36V94H37ZM43 93H45V92H43ZM77 93H78V92H77ZM83 93H85V92H83ZM36 94H35V95H36ZM49 94H50V93H49ZM59 94H60V93H59ZM61 94H62V93H61ZM63 94H64V93H63ZM66 94H67V93H66ZM66 94H65V95H66ZM80 94H81V93H80ZM80 94H79V95H80ZM87 94H88V93H87ZM0 95H1V94H0ZM11 95H12V94H11ZM31 95H32V94H31ZM38 95H39V94H38ZM70 95H71V94H70ZM74 95H76L75 92H74V94H73V97H74ZM90 95H91V94H90ZM90 95H88V96H90ZM93 95H95V94H93ZM7 96H8V95H7ZM40 96H41V95H40ZM48 96H49V95H48ZM50 96H51V95H50ZM55 96H56V95H55ZM58 96H59V95H57V98L61 99L60 97H61L62 95H61L60 97H58ZM63 96H64V95H63ZM67 96H69V95H67ZM88 96H85V98L88 97ZM0 97L2 98V95H1ZM31 97H34V96H31ZM45 97H46V96H45ZM75 97H76V96H75ZM75 97H74V98H75ZM78 97H79V98L82 97V94H81V96H78ZM83 97H84V96H83ZM90 97H91V96H90ZM90 97H88V99H89ZM5 98H6V94H5ZM46 98H47V97H46ZM48 98L50 99V97H48ZM48 98H47V100H48ZM51 98H52V97H51ZM63 98H64V97H63ZM63 98H62V100H63ZM71 98H72V97H71ZM79 98L77 99V101H80ZM92 98H93V97H92ZM195 98H196V99H198V98L202 99L201 102H203V100L206 101V99L209 101V98H204V99H203V98L201 97V95H200L198 92L196 93V97H195ZM9 99H10V98H8V100H9ZM28 99H29V98H28ZM42 99H44V98H41V100H42ZM59 99H58V100H59ZM88 99H86L87 102H89ZM0 100L5 104V101H3V99H0ZM37 100H38V99H37ZM41 100H39V101H41ZM54 100H55V98H54ZM56 100H57V99H56ZM56 100L54 101L55 103H56ZM68 100H69V99H68ZM70 100H72V99H70ZM83 100H84V99H83ZM94 100H95V98H94ZM169 100H171V104L173 105L174 110H176V111H178V112L180 113V115L182 116L183 121H184L185 123H188V122L191 120V117H194L193 114H192L193 112L190 111L189 108H188V109H186V108L183 109V101H181V100H179V99L176 98V92H175V94H173V93L171 94ZM10 101H13V100L10 99ZM30 101H31V100H30ZM30 101H29V102H30ZM35 101H36V100H35ZM50 101H52V100H50ZM74 101H75V100H74ZM6 102H7V100H6ZM27 102H28V100H27ZM29 102H28V103H29ZM52 102H53V101H52ZM59 102H60V101H59ZM68 102H69V101H68ZM68 102H67V103H68ZM72 102H73V100H72ZM82 102H83V101H82ZM82 102H81V104H79V106H82V104H83ZM92 102H93V101H92ZM206 102H207V101H206ZM40 103H41V102H40ZM44 103H45V102H44ZM62 103H64V102H62ZM62 103H61V105H62ZM69 103H70V102H69ZM73 103H74V102H73ZM73 103H72V104H73ZM207 103H208V102H207ZM209 103H210V102H209ZM209 103H208V104H209ZM257 103H258V102H257ZM0 104H1V103H0ZM4 104H3V105H4ZM6 104H7V103H6ZM9 104L11 105V103H9ZM53 104H54V103H53ZM65 104H66V103H64V106H65ZM74 104H77V103H74ZM84 104H85V103H84ZM88 104H89V103H88ZM90 104H91V103H90ZM242 104H243L245 107H249V105H250V107H253L252 105H253L254 103H252V102H250V103H245V102H244V103H242ZM47 105H48V104H47ZM69 105H70V104H69ZM85 105H86V104H85ZM93 105H94V104H92V106H93ZM243 105H242V106H243ZM262 105L264 106V99L262 100ZM8 106H9V105H8ZM38 106H39V105H38ZM42 106H43V105H42ZM53 106H54V105H52V108H53ZM58 106H59V105H58ZM64 106H63V107H64ZM88 106H90V105H87V108H88ZM178 106H179V107H178ZM258 106H259L258 104H255V106L253 107V109L249 110L250 112H247V115H246V116H245V115H242V114L240 113V112L242 111V110H241V111L239 112V114H240V115H239L240 120H238V122H239V121H243V120H244L245 122H252V123L255 122V121H256V122L261 121V120H260L261 117L264 116V110H262V111L259 112V111L257 110ZM6 107H7V106H6ZM39 107H40V106H39ZM44 107H45V106H44ZM47 107L49 108V106H47ZM63 107H62L61 109H63ZM66 107H67V106H65V109H66ZM73 107H74V105H73ZM83 107H84V105H83ZM216 107H217V106H216ZM219 107H220V106H219ZM9 108H10V107H9ZM11 108H12V107H11ZM42 108H43V107H42ZM45 108H46V107H45ZM52 108H51V109H52ZM55 108H56V107H55ZM57 108H58V111H59V108H60V107H57ZM68 108H69V107H68ZM80 108H81V107H80ZM90 108H92V107L90 106ZM194 108H195V107H194ZM5 109H6V108H5ZM7 109H8V108H7ZM35 109H36V108H35ZM51 109H48V110H51ZM53 109H54V108H53ZM65 109H64V110H65ZM74 109H75V107H74ZM78 109H79V108H78ZM85 109H86V108H84V110H85ZM191 109H193V108H191ZM242 109H243V108H242ZM33 110H34V109H33ZM42 110H43V109H42ZM54 110H55V109H54ZM69 110H71V109H69ZM69 110H65V111H67V114H68V111H69ZM79 110H80V109H79ZM81 110H82V108H81ZM84 110L82 111V113H84ZM87 110H88V109H87ZM89 110H90V109H89ZM91 110H92V109H91ZM35 111H36V110H35ZM35 111H34V112H35ZM43 111H44V110H43ZM77 111H78V110H77ZM77 111H76V112H77ZM94 111H95V109H94ZM7 112H8V111H7ZM44 112H45V111H44ZM51 112H52V111H51ZM62 112H63V111H62ZM69 112H70V111H69ZM80 112H81V111H80ZM35 113H36V112H35ZM52 113H53V112H52ZM55 113H56V112H55ZM70 113H71V112H70ZM72 113H74L73 110H72ZM72 113H71V115H72ZM155 113H156V111H155V109L153 108V110H151V109H147V110L144 112L143 115H144L145 118H150V120H151V119L153 120V119H154V118H153V115H154ZM243 113H244V112H243ZM248 113H249V114H248ZM42 114H43V113H42ZM44 114H45V113H44ZM58 114H59V113H58ZM76 114H77V113H76ZM90 114H91V113H90ZM0 115H1V112H0ZM48 115H49V114H48ZM55 115H56V114H55ZM55 115H54V113L52 114V116H55ZM59 115H60V114H59ZM71 115H69V117H70ZM78 115L80 116V114H78ZM93 115H94V114H93ZM168 115H169L168 112H165V113H164V117H168ZM7 116H8V115H7ZM41 116H42V115H41ZM50 116H51V115H50ZM60 116H61V115H60ZM60 116H59V117H60ZM67 116H68V115H67ZM67 116H66V117H67ZM76 116H77V115H76ZM3 117H4V116H3ZM42 117H43V116H42ZM44 117H46V115H44ZM47 117H48V116H47ZM55 117L57 118V116H55ZM73 117H74V116H73ZM53 118H54V117H53ZM60 118H61V117H60ZM60 118H59V119H60ZM79 118L82 119L81 116H80ZM79 118H76V119L78 120ZM83 118H84V117H83ZM125 118H126V117H125ZM125 118H124V119H125ZM35 119H36V118H35ZM47 119H49V118H47ZM65 119H66V118H65ZM65 119H64V121H65V123H66L67 120H65ZM69 119H70V118H69ZM72 119H73V118H72ZM72 119H71V120H72ZM76 119H75V121H77ZM85 119H86V118H85ZM121 119L124 120L123 118H121ZM121 119H120V121H118V122H121ZM128 119H129V118H128ZM32 120H34V119H32ZM52 120H53V119H52ZM55 120H56V119H55ZM55 120H54V122H55ZM139 120H140V119H139ZM263 120H264V117H263ZM34 121H35V120H34ZM39 121H40V120H39ZM45 121H46V120H45ZM47 121H50V120H47ZM61 121H62V120H61ZM61 121H60V125L63 124V123H61ZM68 121H69V120H68ZM72 121H73V120H72ZM79 121H80V119H79ZM84 121H85V120H84ZM84 121H83V122H84ZM126 121H127V120H126ZM140 121H141V120H140ZM17 122H18V121H17ZM37 122H38V121H37ZM54 122H52V123H54ZM56 122L59 123L58 121H56ZM69 122H70V121H69ZM69 122H68V123H69ZM127 122H128V121H127ZM127 122H126V123H127ZM149 122H150V121H149ZM230 122H231V124H236L237 121H234V122H233V121H229V120L226 121V123H230ZM245 122H244V125H246ZM263 122H264V121H263ZM25 123H26V122H25ZM47 123H48V122H47ZM57 123H56V124H57ZM76 123H77V122H76ZM124 123H125V122H124ZM17 124H20V125H21V123H17ZM66 124H67V123H66ZM74 124H75V122H74ZM105 124H106V123H105ZM111 124L113 125V127L115 126L114 122H112ZM120 124H121V123H120ZM120 124H119V125H120ZM127 124H128V123H127ZM135 124H137V123H135ZM150 124H151V123H150ZM250 124H251V123H250ZM45 125H46V123H45ZM47 125H48V124H47ZM67 125H68V124H67ZM71 125H72V124H71ZM117 125H118V123H117ZM121 125H122V124H121ZM139 125H140V123H139ZM142 125H143V124H142ZM142 125H140V126H142ZM236 125H238V124H236ZM24 126H26V125H24ZM24 126H23V127H24ZM27 126H29V124H27ZM58 126H59V124L57 125V127H58ZM61 126H63V125H61ZM64 126H65V125H64ZM104 126H105V125L102 124V128H97V129H98V130H103ZM125 126H126V125H125ZM125 126H124V127L122 126V127H123V128H126ZM143 126H144V128H145V125H143ZM238 126H239V125H238ZM254 126H255V125H254ZM260 126H261V125H260ZM262 126H263V125H262ZM18 127H19V126H18ZM21 127H22V125H21ZM41 127H42V125H41ZM49 127H50V126H49ZM57 127H56V128L51 127L52 131H53V129H54V130L57 129ZM69 127L71 128L70 125H69ZM72 127H73V125H72ZM75 127H76V126H75ZM106 127H108V126H106ZM111 127H112V126H111ZM111 127L109 126V128H111ZM133 127H134V126H133ZM135 127H136V126H135ZM151 127H152V125H151ZM192 127H193V126H192ZM192 127H191V129H192V130H195V129L192 128ZM195 127H196V126H195ZM229 127H230V126H229ZM236 127H237V126H236ZM236 127L234 128V130H237V131H240V132L243 133V134H246L245 136H249V135H247V133H244V132L241 131L240 129H239V130L236 129ZM243 127H244V126H243ZM243 127H241V129H242ZM246 127H247V125H246ZM250 127H251V126H250ZM255 127H256V126H255ZM263 127H264V126H263ZM29 128H31V127H29ZM42 128H43V127H42ZM42 128H41V129H42ZM47 128H48V127H47ZM58 128H61V127H58ZM64 128H65V127H64ZM64 128H63V129H64ZM66 128H67V127H66ZM174 128H177V124H176L174 121H171V122H169L167 125H162V128L159 129V133H160V134L166 135V136L164 137V139H163V140H165V141H164V142L162 141V143L165 145V147H167V146L169 147L170 145H172V143L175 144L176 141H177V140L175 139V136L173 135V131H172V129H174ZM197 128H198V127H197ZM232 128H233V127H232ZM239 128H240V126H239ZM11 129H12V128H11ZM20 129H21V128H20ZM20 129H19V131H20ZM34 129H38V128H35V127H34ZM45 129H46V127H44V130H45ZM48 129H49V128H48ZM48 129H47V130H48ZM72 129H73V128H72ZM106 129H108V128H106ZM112 129H115V127L112 128ZM126 129H127V128H126ZM250 129H252V127H251ZM254 129H256V128H254ZM16 130H17V129H16ZM22 130L24 131L25 128L22 129ZM26 130H27V129H26ZM47 130H45V131H47ZM58 130H59V129H58ZM61 130H62V129H61ZM115 130H116V129H115ZM120 130H121V129H120ZM122 130H123V129H122ZM242 130H243V129H242ZM247 130H248V129H247ZM256 130H257V129H256ZM256 130H255V131H256ZM261 130H262V129H261ZM261 130L259 129L260 132H261ZM3 131H4V130H3ZM6 131H7V130H6ZM10 131H13V130H10ZM32 131L34 132V130H32ZM32 131H31V133H32ZM50 131H51V130H50ZM56 131H57V130H56ZM77 131H78V129L76 130V133H77ZM116 131H118V130H116ZM126 131H128V130H126ZM126 131H125V132H126ZM141 131H142V130H141ZM143 131H145V130H143ZM249 131H250V130H249ZM252 131H253V130H252ZM8 132H9V131H8ZM17 132H18V130H17ZM17 132H16L15 137L17 136ZM21 132H22V131H21ZM21 132H20L19 134H21ZM26 132H28L29 135L31 134V133H29V131H26ZM35 132H36V131H35ZM38 132H39V131H38ZM43 132H44V131H43ZM43 132H42V133H43ZM59 132H60V130H59ZM59 132H58V133H59ZM61 132H62V131H61ZM65 132H66V131H65ZM68 132H69V131H68ZM68 132H67V133H68ZM94 132H95V128H94V129H90V130H88V131L86 132V135L89 136L90 141L88 140V146H87V147H86V145L84 146L83 144H82V145H83L84 147H83V146H81V147L78 146V147H79V148H78L79 150H80V149H81V150L83 149L84 152H87V151H85V149L87 148V150H88V148L91 147L92 144H94V143H92V142L94 141V140L92 139V136H93L92 134H93ZM121 132H122V131H121ZM123 132H124V130H123ZM129 132H130V131H129ZM138 132H139V131H138ZM145 132H146V131H145ZM229 132H230V131H229ZM235 132H236V131H235ZM256 132H257V131H256ZM1 133H2V136H3V132H1ZM47 133H48V131H47ZM51 133H52V132H51ZM74 133H75V132H74ZM76 133H75V134H76ZM100 133H102V132L100 131ZM130 133H131V132H130ZM141 133H142V132H141ZM141 133H140V134H141ZM191 133H192V132H191ZM195 133H196V131H195ZM263 133H264V132H263ZM4 134H5V132H4ZM33 134H34V133H33ZM53 134H54V133H53ZM78 134H80V133L78 132ZM78 134H77V135H78ZM135 134H136V133H134V136H135ZM140 134H139V135H140ZM231 134H232V132H231ZM250 134H252V133H250ZM255 134H256V133H255ZM258 134H259V133H258ZM5 135H6V134H5ZM5 135H4V136H5ZM9 135H11V134L9 133L7 137H9ZM25 135H26V133H25ZM31 135H32V134H31ZM35 135H36V134H35ZM39 135H41V134L39 133ZM65 135H66V134H65ZM69 135H70V134H69ZM114 135H115V134H114ZM118 135H120V134H118ZM122 135H123V134H122ZM129 135H130V134H129ZM139 135H138V137L136 136V137H137L136 140H137L138 142H136V141H135V142H136L137 144H139V147H141L140 149H142V151H144V149H143L144 145H143V144H144V143H148V144H150V135H149L148 133H145L144 135H140L142 138H139ZM260 135H261V134H260ZM19 136H20V135H19ZM32 136H33V135H32ZM32 136H31V137H32ZM36 136H38V135H36ZM78 136H79V135H78ZM160 136H162V135H160ZM230 136H232V135H230ZM241 136H242V134H241ZM262 136H263V134H262ZM7 137H6V138H7ZM15 137H14V139H15ZM21 137H22V135H21ZM28 137H29V136H28ZM33 137H35V136H33ZM33 137H32V138H33ZM38 137H39V136H38ZM118 137H119V136H118ZM126 137H127V136H126ZM128 137L130 138V136H128ZM131 137H133V136H131ZM243 137H244V136H242V139H243ZM23 138H24V137H23ZM25 138H26V136H25ZM81 138H83V137H81ZM85 138H86V136H85ZM111 138H112V137H111ZM111 138H110V140H111ZM113 138H114V137H113ZM115 138L118 139L117 137H115ZM121 138H125V137H121ZM168 138H169V139H168ZM236 138H237V137H236ZM256 138H257V134H256ZM16 139H17V138H16ZM29 139H31V138L29 137ZM37 139H38V138H37ZM37 139H36V140H37ZM79 139H80V138H79ZM79 139H78V140H79ZM106 139H107V138H106ZM140 139H141V140H140ZM259 139H260V138H259ZM259 139H258V140H259ZM262 139H263V138H262ZM262 139H261V140H262ZM78 140H77V142H79ZM83 140H84V139H83ZM102 140H103V139H102ZM104 140H105V139H104ZM127 140H128V139H126V141H127ZM232 140H233V136H232ZM245 140H246V139H245ZM253 140H254V139H253ZM253 140H252V141H253ZM13 141H14V140H13ZM20 141H21V140L18 139V141H16V142H20ZM34 141H35V140H34ZM114 141H115V140H113L112 142H114ZM118 141H119V140H118ZM118 141H117V142H118ZM120 141H122V142L125 143V140L120 139ZM133 141H134V140L132 139V142H133ZM234 141H235V139H234ZM234 141H232V144H233ZM246 141L248 142V140H246ZM246 141H245V142H246ZM249 141H250V139H249ZM24 142L26 143L27 148H30V145H31V144H30V142H28V139L25 140ZM48 142H49V141H48ZM104 142L107 143L106 140H105ZM104 142H103V143H104ZM128 142H129V141H128ZM132 142H131V143L129 142V143L132 144ZM135 142H134V143H135ZM235 142H236V141H235ZM235 142H234V143H235ZM241 142H242V141H241ZM243 142H244V141H243ZM250 142H251V141H250ZM250 142H249V143H250ZM257 142H258V141L256 140L255 143H257ZM261 142H262V141H261ZM261 142L259 141V144H260ZM263 142H264V139H263ZM263 142H262V143H263ZM51 143H52V142H51ZM80 143H81V141L79 142V144H80ZM99 143H100V142H99ZM101 143H102V142H101ZM103 143H102V144H103ZM118 143H120V142H118ZM136 143H135V144H136ZM237 143H240V141H238ZM255 143L253 142V144H255ZM77 144H78V143H77ZM79 144H78V145H79ZM107 144H108V143H107ZM107 144H106V145H107ZM112 144H113V143H112ZM114 144H116V143H114ZM127 144H128V143H127ZM127 144H126V145H127ZM130 144H129V145H130ZM137 144H136V145H137ZM141 144H142V145H141ZM241 144H242V143H241ZM246 144H248V143H246ZM246 144H244V146L247 147L248 145H246ZM250 144H251V143H250ZM257 144H258V143H257ZM17 145H18V143H16V144L14 143L13 145L11 144V148H10V150H9V154L13 155L11 152H13V150L16 149ZM34 145H35V143H34ZM99 145H100V144H99ZM99 145H98V146H99ZM109 145H110V144H109ZM136 145H135V146H136ZM145 145H146V144H145ZM150 145H151V144H150ZM229 145H230V144H229ZM251 145H252V144H251ZM251 145H250V146H251ZM261 145H262V144H261ZM8 146H10V144H9ZM103 146H104V145H103ZM114 146H115V145H114ZM127 146H128V145H127ZM132 146H134V145H132ZM235 146H236V144H235ZM237 146H238V144H237ZM237 146L235 147V149L237 148ZM250 146H249V147H250ZM255 146H256V145H255ZM255 146H254V147H255ZM4 147H5V146H4ZM6 147H7V146H6ZM41 147H43V146H41ZM41 147H40V148H41ZM101 147H102V146H101ZM118 147H119V145H118ZM120 147H122V146H120ZM242 147H243V146H242ZM242 147H241V148H242ZM246 147H245V148H246ZM249 147H248L247 149H249ZM254 147H253V148H254ZM260 147H261V146H260ZM262 147H264V146L262 145ZM48 148H49V146H48ZM73 148H74V147H73ZM92 148H94V146H92ZM92 148H91V149H92ZM107 148H109V147H107ZM128 148H129V147H128ZM134 148H135V147H134ZM134 148H133V149H134ZM171 148H172V147H171ZM243 148H244V147H243ZM251 148H252V147H251ZM3 149H4V148L2 147V150H3ZM69 149H70V148H69ZM89 149H90V148H89ZM259 149H261V148H259ZM4 150H5V149H4ZM6 150H7V149H6ZM43 150H44V149H43ZM75 150H76L77 152H79L77 149H74V151H75ZM109 150H110V149H109ZM109 150H108V151H109ZM117 150H118V149H117ZM123 150H125V149H123ZM126 150H127V149H126ZM129 150H130V149H129ZM138 150H139V149H138ZM236 150H237V149H236ZM236 150H235V151H236ZM239 150H240V148H239ZM0 151H1V147H0ZM14 151H15V150H14ZM33 151H34V150H33ZM74 151H73V152H74ZM76 151H75V152H76ZM101 151H102V149H101ZM105 151H106V150H105ZM235 151L233 150V151H231V152L234 153ZM244 151H245V149H244ZM248 151L250 152V150H248ZM251 151H252V150H251ZM254 151H255V150H254ZM258 151H259V150H258ZM5 152H6V151H5ZM7 152H8V151H7ZM7 152H6V153H7ZM16 152H17V151H16ZM77 152H76V153H77ZM81 152H82V151H81ZM133 152H134V154H136V153H135V152H136L135 149H134ZM231 152H230V153H231ZM241 152L243 153V150H241ZM13 153H14V152H13ZM22 153H23V152H22ZM43 153H44V152H43ZM126 153H127V152H126ZM128 153H129V152H128ZM130 153H131V152H130ZM143 153H144V152H143ZM146 153H147V152L145 151L144 154H146ZM191 153H192V152H191ZM204 153H205V152H204ZM236 153H237V152H236ZM245 153H246V151H245ZM1 154H2V152H1ZM18 154H19V153H18ZM20 154H21V153H20ZM20 154H19V155H20ZM134 154H132V155H134ZM138 154H139V153H138ZM138 154H137V155H138ZM205 154H207V153H205ZM225 154H226V153H225ZM225 154H224V155H225ZM227 154H229V153H227ZM237 154H240V153H237ZM260 154L262 155V153H260ZM5 155H6V154H5ZM7 155H8V154H7ZM7 155H6V156H7ZM14 155H15V153H14ZM19 155H18V156H19ZM29 155H31V154H29ZM34 155H35V154H34ZM70 155H71V153H70ZM75 155H76V154H75ZM132 155H130V156H132ZM139 155H140V154H139ZM202 155H204V154L202 153ZM208 155H209V154H208ZM210 155H211V154H210ZM214 155H215V154H213V156H214ZM243 155H244V154H243ZM246 155H247V154H245L244 156H246ZM249 155H250V154H249ZM251 155H252V154H251ZM261 155H260V156H261ZM6 156H5V157H6ZM25 156H26V155H25ZM36 156H37V155H36ZM78 156H79V155H78ZM128 156H129V154H128ZM145 156L148 157V155H145ZM145 156H144V157H145ZM200 156H201V155H200ZM204 156H206V155H204ZM216 156H218V155H216ZM221 156H222V155H221ZM1 157H2V155L0 156V158H1ZM3 157H4V156H3ZM20 157H22V156H20ZM79 157H81V155H80ZM79 157H77V158H79ZM133 157H134V156H133ZM136 157H138V156H135V158H136ZM142 157H143V156H142ZM219 157H220V156H219ZM219 157H218V158H219ZM230 157H231V155H230ZM232 157H234V155H233ZM236 157H237V155H236ZM236 157H235V158H236ZM238 157H239V156H238ZM240 157H241V156H240ZM255 157H257V156H255ZM258 157H259V156H258ZM258 157H257L256 159H260V158H258ZM13 158H14V157H13ZM25 158H26V157H25ZM126 158H127V157H126ZM139 158H140V156H139ZM214 158H216V157L214 156V157H213V160H215ZM218 158H217V159H218ZM220 158H221V157H220ZM220 158H219V159H220ZM226 158H227V157H226ZM241 158H242V157H241ZM261 158H262V157H261ZM5 159H6V158H5ZM5 159H4V160H5ZM8 159H9L10 161H13L12 158H8ZM20 159H21V161H22L23 158H20ZM75 159H76V158H75ZM80 159H81V158H80ZM89 159H90V158H89ZM136 159H138V158H136ZM143 159H144V158H143ZM192 159L194 160V158H192ZM192 159H190L189 162H190ZM199 159H200V157H199ZM206 159H207V158H206ZM209 159H210V158H209ZM219 159H218V160H219ZM228 159H229V157H228L227 159H225V160H227V162L231 160V159H230V160H228ZM4 160L2 159V161H4ZM27 160H29V159L27 158ZM126 160H127V159H126ZM196 160H198V159H196ZM221 160L223 161L224 159H221ZM240 160H242V159H240ZM246 160L249 161L250 159H246ZM260 160H261V159H260ZM263 160H264V157H263ZM263 160H262V161H263ZM5 161H6V160H5ZM5 161H4V162H5ZM15 161H17V160H15ZM19 161H20V160H19ZM23 161L26 162V159L23 160ZM79 161H80V160H79ZM90 161H91V163H93V164L95 165V162H96V161L94 160V157L91 158ZM90 161H88V163H90ZM122 161H124V160H122ZM131 161H132V160H131ZM138 161H139V159H138ZM141 161L143 162L142 159L140 160V162H141ZM156 161H157V159H156ZM248 161H246V162H247L246 164H248ZM255 161H256V160H254L253 163H254ZM4 162H2V163H4ZM25 162H24V163H25ZM39 162H40V161H39ZM80 162H81V161H80ZM80 162H79V163H80ZM111 162H112V161H111ZM128 162L130 163V160H129ZM175 162H176V161H175ZM175 162H174V163H175ZM177 162H178V160H177ZM182 162H183V161H182ZM185 162H186V161H184L183 163H185ZM199 162H200V161H199ZM201 162H202V161H201ZM203 162H204V161H203ZM203 162H202V164L205 163V162H204V163H203ZM206 162H207V161H206ZM212 162L214 163V161H212ZM219 162H220V161H219ZM224 162H225V161H224ZM230 162H231V164H232L233 159H232V161H230ZM230 162H228V163H230ZM239 162H241V161H239ZM239 162H238V163H239ZM2 163H0V164L2 165ZM5 163H8V162H5ZM5 163H4V164H5ZM9 163H10V162H9ZM15 163H16V162H15ZM27 163H30V162L27 161ZM70 163H71V162H70ZM72 163H73V162H72ZM112 163H113V162H112ZM114 163H115V162H114ZM114 163H113V165H114ZM120 163H121V162H120ZM123 163H124V162H123ZM123 163H122V164H123ZM162 163H163V162H162ZM162 163L160 162V164H162ZM192 163H193V162H192ZM216 163H217V162H216ZM222 163H223V162H222ZM225 163H226V162H225ZM228 163H227L226 165H228ZM235 163L237 164L236 161H234L233 164H235ZM253 163H252V164H253ZM258 163H259V161H258ZM260 163H261V162H260ZM260 163H259V164H260ZM22 164H23V162H22ZM30 164H31V163H30ZM32 164H33V163H32ZM96 164H97V163H96ZM109 164H110L111 167H112V164H111V163H109ZM134 164H135V163H134ZM139 164H140V163H139ZM177 164H178V163H177ZM180 164H181V163H180ZM180 164H179V165H180ZM185 164H186V163H185ZM190 164H191V163H190ZM194 164H195V163H194ZM197 164H198V163H197ZM202 164L200 163V166H201ZM205 164H206V163H205ZM207 164H211V163H207ZM249 164H250V163H249ZM262 164H263V163H262ZM1 165H0V166H1ZM6 165H7V164H6ZM9 165H10V164H9ZM25 165H26V164H25ZM25 165H24V166H25ZM33 165H34V164H33ZM33 165H31V167H33ZM38 165H39V164H38ZM38 165L35 164V167H34V168H35V169H36V167L38 168ZM97 165L99 166V164H97ZM118 165H119V164H118ZM118 165H117V166H118ZM173 165H174V164H173ZM175 165H176V164H175ZM175 165H174V166H175ZM181 165L184 166V164H181ZM181 165H180V166H181ZM188 165H189V164H188ZM191 165H192V164H191ZM219 165H220V164H219ZM224 165H225V164H224ZM224 165H222V166H224ZM229 165H230V164H229ZM237 165L239 166V164H237ZM250 165H251V164H250ZM7 166H8V165H7ZM13 166H14V165H13ZM27 166H28V165H27ZM27 166H26L25 168H29V170L32 169V168L30 169V167H27ZM126 166L129 167V165H127V164H126ZM176 166H177V165H176ZM183 166H182V167H183ZM196 166H197V165H196ZM198 166H199V165H198ZM233 166H235V165H233ZM3 167H5V166H3ZM94 167H95V166H94ZM109 167H110V166H109ZM130 167H131V166H130ZM171 167H173V166H171ZM178 167H179V166H178ZM182 167H181V172H183ZM187 167H188V166H187ZM189 167H191V166H189ZM236 167H237V166H236ZM242 167H244V166L242 165ZM5 168H6V167H5ZM5 168H2V167H1V169H3L4 171H5ZM117 168L119 169V167H117ZM137 168H139V167H137ZM137 168H135V169H137ZM140 168H141V167H140ZM173 168H174V167H173ZM179 168H180V167H179ZM196 168H197V167H196ZM224 168H225V166H224ZM229 168H230V167H229ZM229 168L227 169V171H228V170L231 171L232 168H231V169H229ZM239 168H240V171H241V170H244V171L246 170V169H241V167H239ZM247 168H248V166H247ZM41 169H42V168H41ZM52 169H55V167L52 168ZM56 169H57V168H56ZM95 169H96V168H95ZM111 169H112V168H111ZM115 169H116V166H115ZM120 169H121V168H120ZM124 169H125V168H124ZM124 169H121V170L123 171ZM176 169L178 170V168H176ZM185 169H186V168H185ZM185 169H184V170H185ZM193 169H195V167H194ZM233 169H234V168H233ZM235 169H236V168H235ZM23 170H25V169L22 168V171H23ZM29 170H28V171H29ZM60 170H61V169H59V171H60ZM87 170H88V169H87ZM87 170H84V172L87 171ZM97 170H98V168H97ZM99 170H101V169L99 168ZM116 170H117V169H116ZM132 170H133V169H131V171H132ZM137 170H138V169H137ZM142 170L144 171V169H142ZM142 170H140V171H142ZM172 170L174 171V169H172ZM190 170H192V167L190 168ZM196 170H198V169H196ZM196 170H193V171H196ZM200 170H201V169H200ZM213 170H214V169H213ZM248 170H249V169H248ZM36 171H37V170H36ZM39 171H40V170H39ZM42 171H44V170H42ZM42 171H41V173H42ZM56 171H58V169H57ZM101 171H103V170H101ZM114 171H115V170H114ZM127 171H128V170H127ZM146 171H147V170H146ZM178 171H180V170H178ZM178 171H177V172H178ZM205 171H206V170H205ZM215 171H216V169L214 170V172H215ZM217 171H218V170H217ZM256 171H257V170H255V174H254V175H256ZM1 172H2V171H1ZM1 172H0V173H1ZM52 172H53V171H52ZM52 172H51V173H52ZM115 172H116V171H115ZM118 172H119V171H118ZM125 172H126V171H125ZM134 172H135V171H134ZM200 172H201V171H200ZM200 172H199L198 174H200ZM222 172H223V171H222ZM225 172H226V171H225ZM232 172H234V175H235V170L232 171ZM247 172H248V171H247ZM251 172H252V171H251ZM253 172H254V170H253ZM3 173H4V172H3ZM39 173H40V172H39ZM57 173H59V172H57ZM57 173H56V174H57ZM79 173L81 174V172H79ZM89 173H90V172H89ZM93 173H94V172H93ZM93 173H92V174H93ZM97 173L99 174V172H97ZM104 173H105V172H104ZM146 173L148 174V172H146ZM179 173H180V172H179ZM207 173H209V171H208ZM217 173H218V172H216V174H217ZM223 173H224V172H223ZM223 173H222V177L224 176L223 178L225 179L226 184H227L225 188H228V189H229V187L231 186V191H233V189H234L233 194H234L235 192H236V193L239 192V189H238V186H237L238 184H236L238 181H237L235 184H232V183L235 181V180H234L235 177H233L232 174H230V175H229V174H228V175H227V174L224 175ZM226 173H227V172H226ZM236 173H237V172H236ZM239 173H240V172H239ZM248 173H249V172H248ZM257 173H259V172L257 171ZM26 174H27V173H26ZM30 174H31V173H30ZM30 174H29V175H30ZM48 174H49V172H48ZM95 174H96V173H95ZM110 174H111V173H110ZM120 174H121V173H120ZM120 174H119V175H120ZM134 174H135V173H134ZM144 174H145V173H144ZM204 174H205V173H204ZM209 174H210V173H209ZM219 174H220V171H219ZM219 174H218V176H219ZM237 174H238V173H237ZM237 174H236V175H237ZM246 174H247V173H246ZM246 174H243V176L246 175ZM77 175L79 176V174H77ZM83 175H84V173H83ZM87 175H90V174H87ZM93 175H94V174H93ZM119 175H118V176H119ZM132 175H133V173H132ZM141 175H142V174H141ZM141 175H139V176H141ZM176 175H177V174H176ZM201 175H202V174H201ZM201 175H200V176H201ZM205 175H206V174H205ZM210 175H211V174H210ZM212 175H213V174H212ZM240 175H241V174H240ZM263 175H264V174H263ZM43 176H45V175H43ZM62 176H63V175H62ZM69 176H70V175H69ZM69 176H68V177H69ZM80 176H81V175H80ZM80 176H79V177H80ZM85 176H86V175H85ZM95 176H96V175H94L93 177H95ZM106 176H107V175H106ZM110 176H111V175H110ZM116 176H117V174H116ZM118 176H117V177H118ZM122 176H123V175H122ZM166 176H167V175H166ZM195 176H196V174H195ZM195 176H193V179H194ZM216 176H217V175H216ZM218 176H217V177H218ZM8 177H9V175H8ZM13 177H14V175H13ZM15 177H17V176H15ZM15 177H14V178H15ZM41 177H42V176H41ZM57 177H58V176H57ZM59 177H60V176H59ZM73 177H74V176H73ZM73 177H72V178H73ZM75 177H77V176L75 175ZM82 177H83V176H82ZM99 177L104 178L103 175H102V176H99ZM123 177L125 178V176H123ZM126 177H127V176H126ZM167 177H168V179H169V176H167ZM167 177H166V178H167ZM174 177H175V176H174ZM196 177H199V175L196 176ZM207 177H208V175H207ZM219 177H221V176H219ZM249 177H250V176H249ZM253 177H254V176H253ZM256 177H257V176H256ZM29 178H31V175H30ZM60 178H62V177H60ZM115 178H116V177H115ZM121 178H122V177H121ZM136 178H137V177H136ZM136 178H135V179H136ZM201 178H202V176H201ZM205 178H206V177H205ZM223 178H222V179H223ZM236 178H238V177H236ZM242 178H243V177H242ZM246 178H247V177H246ZM258 178H259V176H258ZM15 179H16V178H15ZM31 179H32V178H31ZM45 179H46V178H45ZM50 179H52V178H50ZM56 179H57V178H56ZM67 179H68V178H67ZM67 179H66V180H67ZM95 179H96V178H95ZM99 179H100V178H99ZM107 179H108V178H107ZM125 179H126V178H125ZM125 179H124V180H125ZM135 179H134V180H135ZM138 179H139V178H138ZM138 179H137V180H138ZM140 179H141V178H140ZM153 179H154V178H153ZM172 179H174V178H172ZM172 179H170V180H172ZM175 179H177V178H175ZM222 179L220 178V180H222ZM224 179H223V180H224ZM243 179H245V178H243ZM247 179H250V178H247ZM253 179H254V178H253ZM0 180H2V179H0ZM25 180H27V179H25ZM28 180H29V179H28ZM57 180H58V179H57ZM63 180H64V179H63ZM70 180H71V179H70ZM77 180H78V178L76 179V181H77ZM103 180H106V179H103ZM103 180H102V181H103ZM122 180H123V178H122ZM122 180H121V181H122ZM126 180H127V179H126ZM142 180H143V179H142ZM142 180H141V181H142ZM144 180H145V179H144ZM154 180H155V179H154ZM156 180H157V179H156ZM160 180H161V179H160ZM195 180H196V179H195ZM199 180H200V178H199ZM199 180H198V181L196 180V181H197V182H200ZM215 180H216V179H215ZM218 180H219V179H218ZM218 180H216V181H218ZM220 180H219V181H220ZM241 180H242V179H241ZM257 180H258V179H257ZM13 181H14V180H13ZM17 181H18V180H17ZM17 181H16V182H17ZM19 181H20V180H19ZM40 181H41V180H39V182H40ZM44 181H45V180H44ZM49 181H50V180H49ZM64 181H65V180H64ZM64 181H63V182H64ZM68 181H69V180H68ZM111 181H112V180H111ZM111 181H109V182H111ZM121 181H120V182H121ZM138 181H139V180H138ZM146 181H147V179H146ZM146 181H145V182H146ZM149 181H152V180L149 179ZM157 181H158V180H157ZM157 181H155V182H157ZM165 181H166V180H165ZM193 181H194V180H193ZM193 181H191V182L193 183ZM245 181H247V180L245 179ZM251 181H252V180H251ZM263 181H264V180H263ZM9 182H10V180H9ZM9 182H8V183H9ZM28 182H29V181H28ZM31 182H32V180H31ZM53 182H54V181H52V183H53ZM63 182H62V183H63ZM72 182H73V181H72ZM74 182H75V181H74ZM105 182H106V181H105ZM123 182L127 184V182H130V181H127V182H126V181H123ZM162 182H164V181H162ZM167 182H169V180H168ZM170 182H171V181H170ZM173 182H174V181H173ZM197 182H196V183H197ZM220 182H222V181H220ZM220 182H219V183H220ZM252 182H253V181H252ZM252 182H251V183H252ZM254 182H255V181H254ZM0 183H4V182H0ZM23 183H24V182H23ZM23 183H22V185H23ZM41 183H42V182H41ZM57 183L60 184V182H57ZM68 183H69V182H68ZM93 183H96V181H94ZM103 183H104V182H103ZM103 183H102V184H103ZM111 183H112V182H111ZM121 183H122V182H121ZM139 183H140V182H139ZM141 183H142V182H141ZM153 183H154V182H153ZM153 183H152V184H153ZM189 183H190V182H189ZM196 183H194L193 186H194ZM222 183H223V182H222ZM222 183H221V184H222ZM240 183H241V182H240ZM247 183H248V182H247ZM255 183H256V182H255ZM255 183H253L252 185H255ZM5 184H6V183H5ZM17 184H20V182L17 183ZM27 184H30V183H27ZM59 184H58V185H59ZM112 184H113V183H112ZM114 184H115V183H114ZM144 184H146V183H144ZM144 184H143V187H144ZM147 184H149V183H147ZM154 184H155V183H154ZM170 184H171V183H170ZM214 184H215V183H214ZM217 184H218V182H217ZM242 184H243V182H242ZM3 185H4V184H3ZM15 185H16V184H15ZM15 185H14V186H15ZM31 185H32V184H31ZM41 185H42V184H41ZM62 185H63V184H62ZM64 185H66V184H64ZM64 185H63V186H64ZM107 185H109V184L107 183ZM110 185H111V184H110ZM128 185H130V184L128 183ZM173 185H174V186H177L178 183L176 182V183L173 184ZM173 185H172V186H173ZM186 185H187V184H186ZM190 185H191V183H190ZM219 185H220V184H219ZM239 185H240V184H239ZM249 185H250V184H249ZM256 185H257V184H256ZM259 185H260V184H259ZM259 185H258V186H259ZM263 185H264V184H263ZM263 185H262V186H263ZM20 186H21V185H20ZM24 186H25V185H24ZM93 186H95V185L93 184ZM99 186H101V184H100ZM130 186L132 187V184H131ZM130 186H129V187H130ZM139 186H140V185H139ZM150 186H152L151 183H150ZM154 186H155V185H154ZM191 186H192V185H191ZM224 186H225V184H224ZM224 186H222V188H223ZM245 186H246V185H245ZM258 186H257V187H258ZM2 187H3V186H2ZM10 187H11V186H10ZM26 187H28V186L26 185ZM108 187H109V186H108ZM111 187L116 188V186H111ZM124 187H125V186H124ZM147 187H149V186H147ZM215 187H216V184H215ZM219 187H220V186H219ZM247 187H248V186H247ZM251 187H252V186H251ZM259 187H261V186H259ZM39 188H40V187H39ZM94 188H95V187H94ZM134 188H135V187H134ZM134 188H133V189H134ZM139 188H140V187H139ZM141 188H142V187H141ZM141 188H140V189H141ZM165 188H166V191H165V192L168 193L167 191H169V189L167 190V187H165ZM165 188H164V189H165ZM216 188H217V187H216ZM232 188H233V189H232ZM242 188H243V187H242ZM262 188H264V186H263ZM0 189H1V188H0ZM2 189H3V188H2ZM2 189H1V190H2ZM12 189H13V187H12ZM12 189L10 188V190H12ZM101 189H102V187L100 188V190H101ZM116 189H117V188H116ZM122 189H123V188H122ZM127 189H128V188H127ZM137 189H138V188H137ZM142 189H143V188H142ZM148 189H149V188H148ZM158 189H159V188H158ZM161 189H162V188H161ZM161 189H160V190H161ZM172 189H173V188H172ZM208 189H209V188H208ZM223 189H224V188H223ZM240 189H241V188H240ZM7 190H9V187H8ZM14 190H15V189H14ZM14 190H13V191H14ZM17 190H19V189H17ZM20 190H23V189H20ZM20 190H19V191H20ZM94 190L97 191L98 188H96V189H94ZM100 190H99V191H100ZM123 190H124V189H123ZM125 190H126V189H125ZM130 190H131V189H130ZM152 190H154V189H152ZM160 190H159V191H160ZM175 190H176V189H175ZM175 190H173V191H175ZM211 190L213 191V193H215V192H216V193H219L220 196H221V195H222V196L224 195L223 197H225L226 195H228V194L231 192V191H229L230 189L228 190L229 192H227V191L225 192V190L222 191V190H221V187H220V188H217V189H213V188L211 189V188H210V191H211ZM214 190H215V192H214ZM226 190H227V189H226ZM243 190H245V189H243ZM243 190H242V191H243ZM248 190H249V189H247V192H248ZM257 190H258V188H257ZM261 190H262V189H261ZM2 191H3V190H2ZM5 191H6V189H5ZM19 191H18V193H19ZM24 191H25V190H24ZM27 191H28V190H27ZM43 191H44V190H43ZM96 191H95V193H96ZM139 191H140V190H139ZM149 191H150V190H149ZM154 191H155V190H154ZM154 191H153V193L158 194V193H157L158 190H156V192H154ZM159 191H158V192H159ZM171 191H172V190H171ZM173 191H172V192H173ZM190 191H192V190H189V193H190ZM245 191H246V190H245ZM263 191H264V190H263ZM263 191H262V192H263ZM6 192H7V191H6ZM9 192H10V191H9ZM9 192H8V193H9ZM16 192H17V191H16ZM21 192H23V191H21ZM28 192H29V191H28ZM28 192H27V193H28ZM30 192H31V191H30ZM93 192H94V191H93ZM101 192H102V191H101ZM106 192H107V190H106ZM114 192H115V191H114ZM117 192H118V191H117ZM117 192H116V193H117ZM128 192H129V189H128ZM128 192H126V194H127ZM134 192H135V191H134ZM134 192H133V193H134ZM144 192H145V191H143L142 193H144ZM172 192H169V193L171 194ZM175 192H176V191H175ZM175 192H173V193H175ZM195 192H196V191H195ZM195 192H193L192 194H194ZM202 192H204V191H202ZM250 192H252V191H250ZM250 192H249V193H250ZM253 192H254V191H253ZM0 193H1V192H0ZM11 193H12V192H10V194H11ZM14 193H15V192H13V194H14ZM91 193H92V190H91ZM97 193H98V192H97ZM116 193H115V194H116ZM119 193H120V192H119ZM119 193H118V194H119ZM151 193H152V192H151ZM187 193H188V192H187ZM187 193H186V194H187ZM205 193H207V191H206ZM208 193H209V192H208ZM216 193H215V194H216ZM240 193H242V192H240ZM256 193H257V191H256L253 195L255 196ZM2 194H3V193H2ZM32 194H33V193H32ZM45 194H46V193H45ZM45 194H44V196H45ZM66 194H67V193H66ZM99 194L102 195V193H99ZM105 194H106V193H105ZM115 194H113V195H115ZM148 194H149V193H148ZM196 194L199 195L198 192H196ZM203 194H204V193H203ZM211 194H212L211 192H210V194H207V195L209 196V198H207V199H210V200H211V199L213 198V196L215 195V194H213V196H210ZM231 194H232V192H231ZM237 194H239V193H237ZM250 194H251V193H250ZM259 194H261V193H259ZM7 195H8V194H7ZM20 195H21V194H20ZM93 195L95 196V194H93ZM103 195H104V193H103ZM103 195H102V196H103ZM127 195H130V194L128 193ZM132 195H134V194H132ZM144 195H146V193H145ZM149 195H151V194H149ZM153 195H154V194H153ZM159 195H160V194H159ZM164 195H166V194H164ZM234 195H235V194H234ZM262 195H263V193H262ZM1 196H3V195H1ZM1 196H0V197H1ZM4 196H5V195H4ZM16 196H17V194H16ZM21 196H22V195H21ZM24 196H25V195H24ZM49 196H50V195H48V197H49ZM64 196H65V195H64ZM64 196H63V197H64ZM104 196H105V195H104ZM116 196H117V195H116ZM116 196H113V198H115ZM121 196H122V195H120V197H121ZM135 196H137V195L135 194ZM139 196H141V195L139 194ZM142 196H143V194H142ZM147 196H148V195H147ZM147 196H146V198H147ZM157 196H158V195H157ZM161 196L164 197L163 195H161ZM161 196H160V197H161ZM167 196H168V195H167ZM172 196H175V195H172ZM189 196H190V197H189ZM189 196H188V198H185V200L188 199V200H186V201H189V203H190V201H191L192 203H195V202H196V203H202V204H203V201H205V199H206V198H204L205 196L202 197V196H203L202 193H201V196L199 195V196H200L199 198H196L197 196L194 198L193 195H192L193 197H191V194H190ZM208 196H207V197H208ZM220 196L217 195V197H220ZM222 196H221V197H222ZM229 196H231V195H228V198H229ZM236 196H237V195H236ZM236 196H235V197H236ZM254 196H253V197H254ZM256 196H257V195H256ZM260 196H261V195H260ZM260 196H259V197H260ZM6 197H7V196H6ZM6 197H5V198H6ZM28 197H29V195H28ZM28 197L26 196V198H28ZM34 197H35V196H34ZM45 197H46V196H45ZM63 197H62V199H63ZM68 197H69V196H68ZM70 197H71V196H70ZM72 197H75V195L72 196ZM96 197H97V196H96ZM99 197H101V196H99ZM151 197H152V196H151ZM153 197H154V196H153ZM153 197L150 198V196H148V198L145 199V200H147V201H148V200H154V201H155V199H153ZM170 197H171V196H170ZM170 197H169V198H170ZM181 197L183 198V196H181ZM186 197H187V195H186ZM232 197H233V195H232ZM235 197H234V198H235ZM248 197H249V195H248ZM261 197H264V196H261ZM3 198H4V197H3ZM65 198H66V197H65ZM97 198H98V197H97ZM104 198H105V197H104ZM109 198H110V197H109ZM113 198H111V199H113ZM154 198H155V197H154ZM158 198H159V197H158ZM158 198H157V199H158ZM169 198H167V197L165 196V198H162V200H168ZM171 198H172V197H171ZM176 198H178V197H176ZM234 198H232V199H234ZM245 198H247V197H245ZM250 198H251V197H250ZM23 199H24V198H23ZM23 199H22V200H23ZM43 199H44V198H43ZM45 199H46V198H45ZM50 199H51V197H50ZM50 199H49V201H50ZM68 199L70 200V198H68ZM102 199H103V198H102ZM111 199H110V201H111ZM118 199H119V201H120V199H122V198H118ZM139 199H142V197L139 198ZM183 199H184V198H183ZM217 199H219V198H217ZM221 199H222V198H221ZM221 199H220V200H221ZM223 199H224V198H223ZM229 199H231V198H229ZM232 199H231V200H232ZM247 199H248V198H247ZM263 199H264V198H263ZM26 200H27V199H26ZM47 200H48V198H47ZM51 200H52V199H51ZM69 200H67V201H69ZM99 200H100V199H99ZM106 200L108 201V198H107ZM114 200H115V199H114ZM116 200H117V198H116ZM129 200H131V199H129ZM129 200H128V202H129ZM143 200H144V199H143ZM158 200H159V199H158ZM176 200H177V199H176ZM179 200H180V198H179ZM214 200H216V199H214ZM227 200H228V199H227ZM241 200H242V199H241ZM251 200H252V199H251ZM1 201H3V200H1ZM4 201H5V199H4ZM7 201H9V199H7ZM10 201H12V200H10ZM19 201H20V200H19ZM28 201H29V200H28ZM30 201H31V200H30ZM34 201H35V200H34ZM43 201H45V200H43ZM49 201H48V202H49ZM60 201H61V198H60ZM70 201H72V200H70ZM107 201H106V203H107ZM112 201H113V200H112ZM112 201H111V202H112ZM117 201H118V200H117ZM137 201H138V198H137ZM154 201H153V203H154ZM169 201H170V200H168V203L166 202V204H169ZM180 201H181V200H180ZM182 201L185 202L184 200H182ZM182 201H181V202H182ZM206 201H207L206 203H207L209 206H211L210 209H213V210L216 209V205H214V204L212 203V205H213V206H212V205L209 203L208 200H206ZM221 201H222V200H221ZM221 201H220V203H221ZM229 201H230V200H229ZM235 201H236V200H235ZM243 201H244V200H243ZM248 201H249V202H252V201H250V199H249ZM256 201H257V200H256ZM256 201H254V202L256 203ZM258 201H259V200H258ZM260 201H261V199H260ZM37 202H38V201H37ZM37 202H36V205H37ZM41 202H42V201H41ZM48 202H47V203H48ZM52 202H53V201H52ZM52 202H51V203H52ZM56 202H57V201H56ZM58 202H59V201H58ZM58 202H57L56 204L54 203V204H55L54 208H55V207L57 208L56 205H58V204L60 203V202H59V203H58ZM64 202H65V201H64ZM102 202H103V201H102ZM131 202H132V200H131ZM131 202H130V203H131ZM144 202H146V201H144ZM159 202H161V201L159 200ZM159 202H156V203H159ZM172 202H173V200H172L170 203H172ZM174 202H176V204H177V201H174ZM210 202H211V201H210ZM212 202H213V200H212ZM217 202H219V200H218ZM226 202H227V201H226ZM2 203H3V202H2ZM7 203H8V202H7ZM18 203H19V202H18ZM21 203H22V202H21ZM33 203H34V202H33ZM47 203H46L45 205H47ZM68 203H70V202H68ZM100 203H101V201H100ZM108 203H109V202H108ZM130 203H129V204H130ZM136 203H137V202H136ZM136 203H135V204H136ZM192 203H191V205H192ZM196 203H195V204H196ZM215 203H216V201H215ZM222 203H223V202H222ZM227 203H229V202H227ZM247 203H248V202H247ZM247 203H246V204H247ZM260 203H261V202H260ZM10 204H11V203H10ZM30 204H31V203H30ZM52 204H53V203H52ZM52 204H51V207H52ZM63 204H64V203H63ZM65 204H66V202H65ZM102 204H103V203H102ZM109 204H110V203H109ZM109 204H108V205H109ZM118 204H119V202H118ZM122 204H124V202H121L120 205H122ZM125 204L127 205V203H125ZM125 204H124V205H125ZM132 204H134V203H132ZM132 204H131V205H132ZM139 204H142V202H141V203H138V205H139ZM144 204H145V203H144ZM166 204H165V205H166ZM173 204H175V203H173ZM176 204H175V206H176ZM178 204H179V203H178ZM207 204H206V205H207ZM218 204H219V203H218ZM229 204H231V203H229ZM229 204H227V205H229ZM234 204H235V203H234ZM252 204H253V202H252ZM252 204H251V206H252ZM256 204H257V203H256ZM262 204H264V203H262ZM5 205H6V204H5ZM7 205H9V204H7ZM12 205H13V204H12ZM25 205H26V203H25ZM38 205L40 206V203H39ZM38 205H37V207H38ZM110 205H111V204H110ZM145 205L147 206V204H145ZM145 205H144V206H145ZM158 205H159V204H158ZM196 205H197V204H196ZM196 205H195V207H197ZM206 205H203V206H206ZM220 205H221V204H220ZM236 205L239 206V205H240V201L236 202ZM249 205H250V204H248V206H249ZM254 205H255V204H254ZM257 205H258V204H257ZM3 206H4V205H3ZM3 206H2V207H3ZM9 206H10V205H9ZM15 206H17V204H16ZM22 206H23V205H22ZM41 206H42V205H41ZM48 206H49V204H48ZM48 206H46V207H48ZM64 206H65V205H64ZM66 206H67V205H66ZM105 206H106V205H105ZM111 206H112V205H111ZM113 206H114V205H113ZM117 206H118V205H117ZM146 206H145V207H146ZM149 206H150V205H149ZM149 206H148V209H149ZM169 206H170V205H169ZM185 206H186V205H185ZM185 206L183 205V207H185ZM198 206H199V205H198ZM221 206H222V205H221ZM224 206H225V204H224ZM224 206H223V208H226V206H225V207H224ZM241 206H242V205H241ZM246 206H247V205H246ZM251 206H249V207H251ZM23 207H24V206H23ZM30 207H32V206H30ZM30 207H29V208H30ZM62 207H63V206H62ZM71 207H73V206L71 205ZM100 207H101V206H100ZM100 207H99V208H100ZM114 207H115V206H114ZM129 207H130V206H129ZM136 207H137V206H136ZM155 207H156V206H155ZM164 207H165V206H164ZM192 207H193V206H192ZM192 207H191V208H192ZM235 207H236V206H235ZM239 207H240V206H239ZM249 207H248V208H249ZM253 207H254V206H253ZM0 208H1V206H0ZM18 208H19V207H18ZM20 208H21V206H20ZM24 208H25V207H24ZM29 208H28V209H29ZM32 208H33V207H32ZM74 208H78V207L76 206V207H74ZM108 208H110V207H108ZM142 208H144V207H143V204H142ZM152 208H153V207H150V209H152ZM156 208H157V207H156ZM161 208H162V207H161ZM167 208H168V207H167ZM175 208H176V207H175ZM175 208H174V209H175ZM197 208H198V207H197ZM201 208H202V207H201ZM201 208H200V209H201ZM205 208H206V211L209 210V207H205ZM242 208H243V207H242ZM242 208H241V211H242L243 209L246 210L245 208H243V209H242ZM255 208H256V207H255ZM4 209H6V208H4ZM12 209H14V208H12ZM21 209H22V208H21ZM26 209H27V208H26ZM38 209H39V208H38ZM41 209H42V208H41ZM44 209H45V208H44ZM46 209H47V208H46ZM49 209H50V208H48V210H49ZM51 209H52V208H51ZM63 209H64V208H63ZM95 209L98 211L97 208H95ZM104 209H105V208H104ZM124 209H125V208H124ZM130 209H131V208H130ZM135 209H136V208H135ZM170 209H171V208H170ZM198 209H199V208H198ZM202 209H203V208H202ZM202 209H201V210H202ZM220 209H221V208H220ZM220 209H219V210H220ZM233 209H234V208H233ZM233 209H232V210H233ZM249 209H250V208H249ZM252 209H253V208H252ZM262 209H264V208H262ZM262 209H261V211H262ZM10 210H11V208H10ZM14 210H15V209H14ZM14 210H13V211H14ZM42 210H43V209H42ZM65 210H69V208L64 209V211H65ZM70 210H71V209H70ZM70 210H69V211H70ZM72 210H74V209H72ZM76 210H77V209H76ZM78 210H79V208H78ZM99 210H101V209H99ZM111 210H112V209H111ZM114 210H115V209H114ZM125 210H126V209H125ZM131 210L133 211L134 208L132 207ZM142 210H144V209H142ZM142 210H141V208H140V211H142ZM153 210H154V209H153ZM153 210H152V211H153ZM172 210H173V209H172ZM172 210H171V212H172ZM182 210H184V208H182ZM182 210H181V211H182ZM195 210H196V208H195ZM213 210H212V211H213ZM236 210H237V208H236ZM247 210H248V209H247ZM257 210H258V208H257ZM257 210H256V211H257ZM17 211H18V210H17ZM23 211H24V209H23ZM38 211L41 212V210H38ZM38 211H37V212H38ZM81 211H82V210H81ZM81 211H79V212H81ZM87 211H89V210H87ZM117 211H118V210H117ZM123 211H124V210H123ZM123 211H120V213H122ZM132 211H130V212H132ZM148 211H149V210H148ZM162 211H163V210H162ZM162 211H161V212H162ZM164 211H167V210L164 209ZM179 211H180V210H179ZM181 211H180V212H181ZM185 211H186V210H185ZM185 211H184V213H185ZM199 211H200V210H199ZM203 211H204V210H203ZM206 211H205V213H206ZM209 211H210V210H209ZM217 211H218V210H217ZM223 211H224V210H223ZM227 211H228V209H227ZM229 211H230V210H229ZM249 211H250V210H249ZM249 211H248V212H249ZM251 211H252V210H251ZM3 212H4V211H3ZM3 212H2V213H3ZM25 212H26V210H25ZM40 212L38 213V216H39V215L41 216V214H44V213H40ZM43 212H45V210H44ZM50 212H51V211H50ZM65 212H67V211H65ZM73 212H74V211H73ZM77 212H78V211H77ZM102 212H104V211H101V213H102ZM105 212H106V211H105ZM110 212H111V211H110ZM118 212H119V211H118ZM159 212H160V211H159ZM171 212H170V213H171ZM259 212H260V210H259ZM2 213L0 212V214H2ZM5 213H6V212H5ZM5 213H4V214H5ZM14 213H15V215H16V212H14ZM17 213H18V212H17ZM20 213H21V211H20ZM23 213H24V212H23ZM34 213H36V210H34ZM47 213L49 214V211H48ZM68 213H72V212H68ZM68 213H66V214H68ZM83 213H84V212H83ZM93 213H94V211H93ZM97 213H98V212H97ZM101 213H100V214H101ZM136 213H137V212H136ZM151 213H152V212H151ZM175 213H176V212H175ZM193 213H195V212H193ZM196 213H197V211H196ZM211 213H212V212H211ZM214 213H215V212H214ZM234 213H236V212L234 211ZM238 213H239V212H238ZM238 213H237V214H238ZM243 213H244V212H243ZM255 213H256V212H255ZM257 213H258V212H257ZM257 213H256V214H257ZM6 214H7V213H6ZM31 214H32V213H31ZM63 214H64V213H63ZM66 214H65V215H66ZM89 214H90V213H89ZM89 214H88V215H89ZM95 214H96V212H95ZM112 214H114V213H112ZM130 214H131V213H130ZM138 214H139V213H138ZM142 214H144V213H142ZM154 214H155V213H154ZM200 214H201V212H200ZM202 214H203V212H202ZM206 214H207V213H206ZM215 214H216V213H215ZM215 214H214V215H215ZM219 214H220V213H219ZM230 214H231V213H230ZM230 214H229V216H230ZM244 214H245V213H244ZM244 214H243V216H244ZM247 214H248V213H247ZM250 214H251V213H250ZM253 214H254V213H253ZM253 214H252V215H253ZM256 214H255L254 218H257ZM262 214H264V213L262 212ZM262 214H261V215H262ZM25 215H26V214H25ZM25 215H24V216H25ZM60 215H61V214H60ZM71 215H73V214H71ZM85 215H86V214H85ZM104 215H105V213H104ZM106 215H107V214H106ZM121 215H122V214H121ZM123 215H124V213H123ZM131 215H132V214H131ZM131 215H130V216H131ZM134 215H135V214H134ZM146 215L148 216V215H150V214H147V213H146ZM146 215H144V216L146 217ZM157 215H158V214H157ZM171 215H172V214H171ZM176 215H178V214H176ZM185 215H186V214H185ZM194 215H195V214H194ZM198 215H199V213H198ZM212 215H213V214H212ZM227 215H228V214H227ZM235 215H236V214H235ZM9 216L12 217V215H9ZM20 216H22V214H21ZM29 216H30V215H29ZM45 216H46V215H45ZM45 216H44V217H45ZM49 216H50V215H49ZM56 216H57V215H56ZM58 216H59V215H58ZM61 216H62V215H61ZM73 216H74V215H73ZM91 216H93V215L91 214ZM96 216H97V215H96ZM99 216H100V215H99ZM108 216H109V215H108ZM136 216L139 217V215H136ZM159 216H162V215H159ZM163 216H164V215H163ZM165 216H166V215H165ZM195 216H196V215H195ZM204 216H205V214H204ZM207 216H208V214H207ZM219 216H220V215H219ZM221 216H222V215H221ZM241 216H242V215H241ZM246 216H247V215H246ZM250 216H251V215H250ZM259 216H260V215H259ZM259 216H258V217H259ZM262 216H264V215H262ZM3 217H5V215H3ZM36 217H37V213H36ZM44 217H43V215H42V218H44ZM67 217H68V215H67ZM80 217H81V216H80ZM82 217H83V216H82ZM103 217H104V216H103ZM114 217H115V216H114ZM119 217H120V216H119ZM127 217H128V215H127ZM131 217H133V216H131ZM140 217H141V216H140ZM154 217H155V216H154ZM154 217L152 216V219H154ZM169 217H170V215H169ZM169 217H166V219L169 220ZM184 217H186V216L181 217V218H182V219H181L182 221H183V218H184ZM198 217H199V216H198ZM205 217H206V216H205ZM205 217H204V218H205ZM209 217H210V216H209ZM211 217H212V216H211ZM211 217H210V218H211ZM231 217H232V216H231ZM231 217H230V218H231ZM6 218H7V221H8V215H7ZM14 218H16V217H14ZM22 218H23V217H22ZM31 218H32V216H31ZM31 218H30V220H31ZM34 218H35V217H34ZM38 218H40V217H38ZM38 218H37V219H38ZM48 218H49V217H48ZM60 218H61V217H60ZM86 218H87V217H86ZM92 218H93V217H92ZM100 218H101V216H100ZM104 218H105V217H104ZM106 218H107V217H106ZM110 218H112V215H111ZM116 218H117V217H116ZM123 218H125V217L123 216ZM148 218H149V217H146L145 220H147ZM172 218H175V216L172 217ZM189 218H190V220H192L191 217H189ZM189 218H187V219H189ZM200 218H201V217H200ZM207 218H208V217H207ZM217 218H218V217H217ZM219 218H220V217H219ZM221 218H222V217H221ZM221 218H220V219H221ZM230 218H229V219H230ZM237 218H239L238 215H237ZM237 218L235 217L234 219L236 220ZM259 218L261 219V217H259ZM3 219H4V218H3ZM3 219H2V220H3ZM18 219H19V218H18ZM23 219H24V218H23ZM23 219H22V220H23ZM35 219H36V218H35ZM53 219H54V217H53ZM57 219H59V217H58ZM102 219H103V218H102ZM117 219H118V218H117ZM120 219H122V218H120ZM134 219H135V218H134ZM134 219H133V220H134ZM138 219H139V221H140V218H138ZM141 219H142V218H141ZM178 219H179V217H178ZM178 219H177V220H178ZM194 219H195V218H194ZM194 219H193V220H194ZM196 219H197V218H196ZM201 219H202V218H201ZM213 219L215 220V218H212V220H213ZM223 219H225V218H223ZM240 219H241V218H240ZM244 219H245V218H244ZM0 220H1V219H0ZM22 220H21V221H22ZM25 220H26V219H25ZM25 220H24V221H25ZM64 220H65V219H64ZM103 220H104V219H103ZM115 220H116V219H115ZM129 220H130V219H129ZM129 220H128V218H127V221H129ZM175 220H176V218H175ZM206 220H207V219H206ZM231 220L233 221L232 218L230 219V221H231ZM242 220H243V218H242ZM248 220H249V219H248ZM254 220H255V219H254ZM15 221H16V219H15ZM15 221H13V224H14ZM31 221H32V220H31ZM41 221H42V220H41ZM45 221H46V220H45ZM58 221H59V220H58ZM60 221H61V220H60ZM69 221H70V220H69ZM87 221H88V220H87ZM89 221H90V220H89ZM100 221H101V220H100ZM106 221H107V220H106ZM109 221H111V220L109 219ZM112 221H114V219H113ZM120 221H121V220H120ZM139 221H136V223L139 222ZM197 221H198V220H197ZM201 221H202V220H201ZM203 221H205V220H203ZM223 221H224V220H223ZM240 221H241V220H240ZM8 222H9V221H8ZM18 222L20 223V221H18ZM22 222H23V221H22ZM34 222H35V220H34ZM43 222H44V221H43ZM47 222H48V221H47ZM66 222H67V219H66ZM72 222H73V221H72ZM94 222H95V221H94ZM94 222H93V223H94ZM114 222H116V221H114ZM118 222H119V220H118ZM121 222H122V221H121ZM147 222H148V221H147ZM151 222L153 223V221H151ZM151 222H150V223H151ZM163 222H165V219H164ZM173 222H174V221H173ZM184 222H185V221H183V223H184ZM188 222H189V221H188ZM207 222H209V220H208ZM210 222H211V220H210ZM212 222H214V221H212ZM220 222H221V221H220ZM227 222H229V221L227 220ZM242 222H243V221H242ZM245 222H246V221H245ZM248 222H249V221H248ZM255 222H257V219L255 220ZM4 223H6V222H4ZM27 223H28V222H27ZM27 223H25V225H26ZM30 223H31V222H30ZM32 223H33V222H32ZM58 223H59V222H58ZM64 223H65V222H64ZM64 223H63V224H64ZM69 223H70V222H69ZM79 223H80V221H79ZM105 223H108V222H105ZM111 223H112V222H111ZM141 223L143 224L144 222L141 221ZM155 223H156V221H155ZM155 223H154V224H155ZM157 223H158V222H157ZM165 223H166V222H165ZM169 223H170V222H169ZM183 223H182V224H183ZM189 223H192V221L189 222ZM194 223H195V222H194ZM216 223H217V222H216ZM216 223H215V224H216ZM240 223H241V222H240ZM240 223L238 222V220H236L235 223H233V224L237 225V226H238V229H240V230H237V229H236V230H233V228H232L231 230H229L230 228H228L227 230H223V229H222V230H219V229H220L219 226H222V227H223V226L226 225V224H224L223 222H221L220 225H219V224L217 225V229H218V230H216V229H215V230H211L210 228H209L210 230H209V229H208V230H204V229H202V228H201L202 230H198V229H197V230H198L197 233L195 232L196 235H195L194 237L191 236V237H193V239H190V240L187 241L186 243H183V242L179 243L178 238H180V236H179V237H173V236H171V234H170V236L174 238V241L171 239V240H172L171 242L178 243V245L180 244V245H181V248H180V247H177V248H180L181 251H184V254H183L182 256L179 255L180 257H178V258H177L176 256H173V258L176 257V259H174V260H172V261L170 260V259H171V258H170V259H169V260L171 261L170 264H264V262H263L264 260H262V259L259 257V254L262 253V251L264 250V249H262L264 246L261 248V245H260L261 242L259 241V239H258V241H256L257 238H259L261 235L263 236V234H261V231H263L262 228H264V227H262V228L259 227V228H260V231H256L257 233L260 232V236L258 237V235L254 234V231H253V233L251 232L252 229H254V228H252L251 230H241V228H239V226H241ZM250 223H251V221H250ZM250 223H249V224H250ZM253 223H254V222H253ZM262 223H263V222H262ZM0 224L3 225L1 222H0ZM33 224H34V223H33ZM36 224H37V223H36ZM40 224L43 225V223H40ZM52 224H53V223H52ZM60 224H61V223H60ZM60 224H59V225H60ZM74 224H75V222H74ZM76 224H78V223H76ZM80 224H81V223H80ZM80 224H79V225H80ZM84 224H85V223H84ZM91 224H92V223H91ZM101 224H102V222H101ZM108 224H109V223H108ZM113 224H114V223H113ZM119 224H120V223H119ZM125 224H126V223H125ZM129 224H130V222H129ZM145 224H146V223H145ZM147 224H148V223H147ZM154 224H153V225L151 224V225H152V226H155ZM182 224H181L180 226H183ZM187 224H188V223H187ZM187 224H186V225H187ZM192 224H193V223H192ZM192 224H191V225L188 224V225L192 226ZM201 224H202V223H201ZM207 224H208V223H207ZM210 224H211V223H210ZM210 224H209V225H210ZM223 224H224V225H223ZM249 224H248V225H249ZM1 225H0V226H1ZM8 225H9V224H8ZM14 225H15V224H14ZM28 225H29V223H28ZM28 225H27V226H28ZM34 225H35V224H34ZM42 225H41V226H42ZM50 225H51V224H50ZM50 225H48V226H50ZM55 225H57V223H56ZM70 225H71V224H70ZM70 225H68V226H70ZM109 225H110V224H109ZM123 225H124V223H123ZM137 225H138V227H139V224H137ZM156 225H158V224H156ZM197 225H198V224H197ZM212 225H213V224H212ZM228 225H229V224H228ZM242 225H243V224H242ZM248 225H247V226H248ZM253 225H254V224H253ZM256 225H257V223H256ZM9 226H11V225H9ZM65 226H66V223H65ZM68 226H67V228H68ZM95 226H96V225H95ZM104 226H106V225H103V227H104ZM114 226H115V225H114ZM127 226H128V225H127ZM132 226H133V228H134L135 225L133 224ZM149 226H150V225H149ZM152 226H150V227H152ZM180 226H179V227H180ZM201 226L203 227V225H201ZM205 226H206V225H205ZM254 226H255V225H254ZM257 226H258V225H257ZM257 226H256V227H257ZM259 226H260V225H259ZM261 226H262V224H261ZM263 226H264V225H263ZM21 227H22V226H21ZM30 227H31V225H30ZM32 227H33V226H32ZM70 227H71V226H70ZM74 227H75V226H74ZM76 227H77V226H76ZM76 227H75L74 229L77 230ZM118 227H119V226H118ZM121 227H122V226H121ZM123 227H124V226H123ZM138 227H137V229H139ZM145 227H147V225H146ZM155 227H156V226H155ZM157 227H158V226H157ZM161 227H162V226H161ZM171 227H172V226H171ZM171 227H169V228H171ZM179 227H178V228H179ZM194 227H195V226H194ZM198 227H200V225H199ZM198 227H197V228H198ZM207 227H208V226H207ZM207 227H206V228H207ZM225 227H226V226H225ZM235 227H236V226H235ZM235 227H234V228H235ZM241 227H244V226H241ZM249 227H250V226H249ZM251 227H252V226H251ZM0 228H1V227H0ZM7 228H9V227H7ZM38 228H40L39 225L37 226V229H38ZM48 228H49V227H47V229H46L47 231H48ZM51 228H53V227H51ZM57 228H58V227H57ZM78 228H79V226H78ZM83 228H84V226H83ZM85 228H86V224H85ZM92 228H93V227H92ZM115 228L118 229L116 226H115ZM115 228H113V229H115ZM130 228H131V227H130ZM141 228H142V227H141ZM143 228H144V227H143ZM143 228H142V229H143ZM164 228H165V227H164ZM164 228H163V229H164ZM169 228H168V229H169ZM173 228H174V227H173ZM180 228H182V227H180ZM180 228H179V229H180ZM185 228H187V227H185ZM206 228H205V229H206ZM212 228H213V227H212ZM215 228H216V227H215ZM11 229H12V227H11ZM11 229H10V230H11ZM28 229H29V233H28V234L32 233V228H31V229L28 228ZM41 229H42V228H41ZM63 229L65 230V227H63ZM71 229H72V228H70V230H71ZM87 229H88V228H86L85 230H86V232L88 233ZM96 229H97V227H96ZM96 229H95V231H96ZM98 229H99V231H100V228H99V227H98ZM98 229H97V230H98ZM103 229H104V228H103ZM103 229H102V231H103ZM108 229H110V227H109ZM108 229H107V230H108ZM116 229H115V230H116ZM124 229H126V228H123V230H124ZM145 229H146V228H145ZM145 229H144L145 232H144L143 230H134V229H133V230H132V229H129V231L127 230L126 233H125V231H123V232L125 233V235H126L127 233H129L130 235H129V234H128V235H129L130 237H133V236H134L133 233H134V234L138 233V236H140V234L143 235V232H144V234H146L148 231L151 230V229H150V230H145ZM156 229H157V228H156ZM158 229H159V227H158ZM191 229H192V228H191ZM194 229H196V227H195ZM225 229H226V228H225ZM248 229H250V228H248ZM257 229H258V228H257ZM257 229H256V230H257ZM261 229H262V230H261ZM5 230H6V229H5ZM8 230H9V229H8ZM18 230H19V229H18ZM24 230H25V229H24ZM26 230H27V229H26ZM26 230H25V231H26ZM30 230H31V231H30ZM35 230H36V229H35ZM38 230L41 231L40 229H38ZM59 230H60V228H59ZM110 230H112V228H111ZM119 230H121V228H120ZM161 230H162V229H161ZM11 231H12V230H11ZM14 231H15V230H14ZM49 231H50V229H49ZM52 231H53V230L51 229V232H52ZM67 231H68V229H67ZM72 231H73V230H72ZM83 231H84V230H83ZM83 231L81 230L82 233H83ZM167 231H168V230H167ZM180 231H181V230H180ZM190 231H191V230H190ZM190 231H189V232H190ZM1 232H2V231H1ZM7 232H8V231H7ZM36 232H37V231H36ZM62 232H63V230H62ZM86 232H84V234H85ZM91 232H92V231H91ZM91 232H90V233H91ZM108 232H109V231H108ZM108 232H107V233H108ZM117 232H118V231H117ZM158 232H159V231H158ZM158 232L156 231V232H154V234L156 235ZM172 232H173V231H172ZM181 232H183V231H181ZM256 232H255V233H256ZM13 233H14V232L12 231V234H13ZM19 233H22V232L20 231ZM33 233H34V230H33ZM37 233H38V232H37ZM45 233H46V232H45ZM45 233H44V234H45ZM48 233H50V232H48ZM57 233H58V232H57ZM57 233H56V234H57ZM70 233H71V232H70ZM70 233H69V234H70ZM93 233H94V232H93ZM93 233H92V234H93ZM95 233H96V232H95ZM105 233H106V232H105ZM114 233H116V232L114 231ZM114 233H113V234H114ZM167 233H168V232H167ZM167 233H166V234H167ZM173 233H174V232H173ZM173 233H172V234H173ZM176 233H177V231H176ZM190 233H191V232H190ZM232 233H233L235 236H234ZM2 234H3V233H2ZM5 234H7V233H5ZM12 234H11V235H12ZM14 234H15V233H14ZM14 234H13V235H14ZM16 234H17V233H16ZM25 234H27V233L25 232ZM25 234H22V235H25ZM35 234H36V233H35ZM35 234H34V235H35ZM44 234H43V235H44ZM54 234H55V233H54ZM56 234H55V235H56ZM60 234L62 235V233H60ZM64 234H65V233H64ZM69 234H66V235H69ZM74 234H75V232H74ZM78 234H79V231H78ZM96 234H98V233H96ZM113 234H112V235H113ZM121 234H122V233H121ZM158 234H159V233H158ZM168 234H169V233H168ZM174 234H175V233H174ZM177 234H180V233H177ZM177 234H176V235H177ZM185 234H186V233H185ZM36 235H37V234H36ZM40 235H41V233H40ZM45 235H46V234H45ZM57 235H58V234H57ZM57 235H56V237H57ZM66 235H65V236H66ZM82 235H83V234H82ZM88 235L91 236L89 233H88ZM104 235H105V234H104ZM104 235H103V236H104ZM125 235H123V236H125ZM128 235H127V236H128ZM132 235H133V236H132ZM150 235H151V232H150ZM163 235H164V232H163ZM191 235H192V234H191ZM236 235H237V236H236ZM0 236H1V235H0ZM2 236H3V235H2ZM9 236H10V235H9ZM14 236H16V235H14ZM27 236H28V235H27ZM37 236H38V235H37ZM47 236L49 237L48 234H47ZM59 236H60V235H59ZM80 236H81V235H80ZM83 236H84V235H83ZM83 236H81V237H83ZM93 236H94V237H93L92 239H94L95 237H97V236H95V235H93ZM101 236H102V235H101ZM101 236L99 235V238H100ZM108 236H110V235H108ZM118 236H119V235H118ZM118 236L116 235L117 238H118ZM136 236H137V234H136ZM143 236H144V235H143ZM145 236H146V235H145ZM156 236H157V235H156ZM233 236H234V238L236 237L235 240H232V239H231ZM6 237H7V235H6ZM16 237H17V236H16ZM18 237H19V235H18ZM24 237H25V236H24ZM30 237H31V236H30ZM34 237H35V236H34ZM40 237H41V236H40ZM42 237H43V236H42ZM42 237H41V238H42ZM50 237H51V236H50ZM68 237H69V236H68ZM74 237H76V236L74 235ZM81 237H80V238H81ZM125 237H126V236H125ZM154 237H155V236H154ZM158 237H159V236H158ZM160 237H161V236H160ZM182 237L184 238V236H182ZM188 237H190V236H188ZM4 238H5V236H4ZM20 238H21V237H20ZM26 238H27V237H26ZM35 238H38V237H35ZM41 238H39V239H41ZM43 238H44V237H43ZM66 238H67V237H66ZM66 238H64L63 240H65ZM77 238H79V235H78V237H76V239H77ZM83 238H86V237H83ZM112 238H115V236L112 237ZM117 238H116V239H117ZM127 238H129V237H127ZM137 238H140V237H137ZM147 238H150V237L148 236ZM147 238H146V239H147ZM162 238H163V237H162ZM167 238L169 239L170 237L168 236ZM167 238H166V239H167ZM176 238H177V239H176ZM183 238H182V239H183ZM234 238H233V239H234ZM2 239H3V237H2ZM22 239H23V237H22ZM22 239H20V240H22ZM30 239H31V238H29V240H30ZM44 239H45V238H44ZM54 239L56 240V238H54ZM60 239H61V238H60ZM87 239H88V238H87ZM121 239H123V237H121ZM121 239H120V240H121ZM143 239H145V238H143ZM146 239H145V240H146ZM187 239H188V238H187ZM187 239H185V240H187ZM17 240H18V239H17ZM27 240H28V239H27ZM32 240H34V238H33ZM57 240H59V239L57 238ZM67 240H68V239H67ZM69 240H70V239H69ZM74 240H75V239H74ZM85 240H86V239H85ZM95 240L97 241V239H95ZM128 240H130V239H128ZM128 240H127V241L125 240V242L127 243ZM135 240H136V238H135ZM139 240L141 241L142 239H139ZM139 240H138V241H139ZM180 240H181V239H180ZM260 240H263V239L260 238ZM2 241H4V240H1V243H2ZM6 241H8V240H6ZM6 241H5V244H6ZM11 241H12V240H11ZM22 241H24V240H22ZM43 241H44V240H43ZM43 241H42V239L39 240V242H43ZM50 241H51V240H50ZM53 241H54V240H53ZM72 241H73V239H72ZM87 241H89V239H88ZM90 241H91V240H90ZM102 241H104V240H102ZM110 241H111V240H110ZM115 241H116V240H115ZM133 241H134V240H133ZM148 241H150V240L148 239ZM152 241H153V239H152ZM159 241H160V240H159ZM159 241H158V244H160ZM181 241H182V240H181ZM9 242H10V240H9ZM9 242H8V243H9ZM19 242H21V241H19ZM19 242H18V243H19ZM29 242H30V241H29ZM31 242H32V241H31ZM35 242L37 243V241H35ZM47 242H49V240H48ZM55 242H57V241H55ZM60 242H61V241H60ZM75 242H76V241H75ZM75 242H72V243H75ZM77 242H78V241H77ZM79 242H80V241H79ZM84 242H85V241H84ZM84 242H83V243H84ZM94 242H95V241H94ZM99 242H100V241H99ZM105 242H106V241H105ZM119 242H120V241H119ZM119 242H117V243H118V244H121L123 241L120 242V243H119ZM142 242H144V241H142ZM156 242H157V241H155V244H156ZM161 242H162V241H161ZM166 242H167V241H166ZM184 242H185V241H184ZM12 243H13V242H12ZM16 243H17V242H16ZM22 243H24V242H22ZM52 243H54V242H52ZM64 243H65V242H64ZM68 243H69V242H68ZM72 243L69 244V247H70V245H72ZM91 243H92V242H91ZM91 243H89V244H91ZM132 243H133V242H132ZM139 243H140V242H139ZM148 243H149V244H148ZM148 243H147V244L150 245V242H148ZM169 243H170V242H169ZM262 243H263L262 245H264V241H263ZM5 244H4V245H5ZM42 244H43V243H42ZM55 244H56V243H55ZM66 244H67V243H66ZM81 244H82V242H81ZM85 244H86V243H85ZM85 244H84V245H85ZM94 244H95V243H94ZM100 244H101V243H100ZM102 244H103V243H102ZM122 244H123V243H122ZM133 244H134V243H133ZM155 244H154V245H155ZM161 244H163V243H161ZM1 245H2V244H1ZM4 245H3V246H4ZM7 245H8V244H7ZM19 245H20V243H19ZM24 245H26V244H24ZM31 245H32V243H31ZM31 245H30V246H31ZM34 245H35V244H34ZM34 245H32V246L34 247ZM39 245H40V244H39ZM52 245H54V244H51V246H52ZM86 245H87V244H86ZM125 245H129V244H125ZM125 245H124V246H125ZM136 245H137V244H136ZM136 245H135V246H136ZM144 245H145V244H144ZM144 245H143V248H142L143 251H144V247H145ZM168 245H169V244H168ZM170 245H171V244H170ZM8 246H9V245H8ZM10 246H11V245H10ZM13 246H14V245H12L11 247H13ZM28 246H29V245H28ZM28 246H27V247H28ZM36 246H37V245H36ZM48 246H49V245H48ZM51 246H50V247H51ZM62 246H64V245H62ZM62 246H60V247H62ZM72 246H73V245H72ZM82 246H83V245H81L80 247H82ZM99 246H100V245H99ZM105 246H106V244H105ZM119 246H121V245H119ZM131 246H133V245H131ZM131 246L129 245V247H131ZM140 246H141V245H140ZM152 246H153V245H152ZM175 246H176V245H175ZM175 246H174V247H175ZM40 247H41V246H40ZM50 247H49V250H50ZM56 247H58V246H56ZM65 247H66V246H65ZM76 247H77V246H76ZM78 247H79V246H78ZM80 247H79V250L81 251V248H80ZM92 247H93V246H92ZM92 247H91V248H92ZM100 247H101V246H100ZM116 247H117V246H116ZM147 247H148V246H147ZM154 247H155V246H154ZM156 247H157V246H156ZM160 247H161V246H160ZM160 247H159V248H160ZM162 247H163V245H162ZM164 247H165V246H164ZM164 247H163V248H164ZM168 247H169V246H168ZM168 247H167V248H168ZM4 248H5V247H4ZM24 248H25V247H24ZM30 248H31V247H30ZM37 248H39V247L37 246ZM37 248H36V249H37ZM43 248H44V247H43ZM52 248H55V246H53ZM93 248H94V247H93ZM102 248H103V247H102ZM109 248H110V246H109ZM113 248H115V246H114ZM120 248H122V247H120ZM126 248H127V247H126ZM133 248H134V247H132V249H133ZM136 248H137V247H136ZM138 248H139V247H138ZM159 248H158V249H159ZM163 248H161V250H162ZM7 249H8V247H7ZM7 249H6V250H7ZM13 249H14V248H13ZM28 249H29V248H28ZM34 249H35V248H34ZM41 249H42V248H40L39 250H41ZM44 249H45V248H44ZM57 249H58V248H57ZM59 249H60V248H59ZM61 249H62V248H61ZM66 249H67V248H66ZM66 249H65V250H66ZM68 249H69V248H68ZM68 249H67V250H68ZM84 249H85V252H86V248H84ZM89 249H90V248H89ZM111 249H112V248H111ZM115 249H117V248H115ZM118 249H119V248H118ZM132 249L129 248V250H131V251H132ZM139 249H140V248H139ZM148 249H150V248H148ZM153 249H154V248H153ZM165 249H166V248H165ZM171 249H172V248H170V249L168 248V250H171ZM180 249H179V250H180ZM22 250H25V249L22 248ZM32 250H33V249H32ZM46 250H47V249H46ZM62 250H63V249H62ZM73 250H74V249H73ZM75 250H77V249H75ZM79 250H78V251H79ZM90 250H92V249H90ZM96 250H97V249H96ZM120 250H122V249H120ZM123 250H124V249H123ZM145 250H146V248H145ZM151 250H152V249H151ZM12 251H13V250H12ZM12 251H11V249H10L11 254H12ZM14 251H15V250H14ZM19 251H20V249H19ZM25 251H26V250H25ZM29 251H30V250H29ZM60 251H61V250H60ZM68 251H69V250H68ZM68 251H65V252H67L66 254H68ZM70 251H71V250H70ZM82 251H83V250H82ZM92 251H94V250H92ZM92 251H91V252H92ZM97 251H98V250H97ZM112 251H114V250H112ZM112 251H108V252L111 253ZM118 251H119V250H118ZM125 251H127V249H126ZM136 251H137V250H136ZM147 251H148V250H146V252H147ZM155 251H156V250H155ZM159 251H160V250H158V252H159ZM31 252H32V251H30V253H31ZM34 252H35V251H34ZM37 252H38V250H37ZM39 252H40V251H39ZM41 252H42V251H41ZM46 252H47V251H46ZM50 252H51V251L47 252L46 254H48V253L50 254ZM55 252H56V251H55ZM55 252H54V253H55ZM65 252H64V253H65ZM88 252H89V250H88ZM88 252H87V253H88ZM98 252H99V251H98ZM98 252H96V253L98 254ZM115 252H116V251H115ZM115 252H114V253H115ZM141 252H142V251H141ZM146 252H145V253H146ZM150 252H152V251H149L148 253L150 254ZM153 252H154V250H153ZM153 252H152V254L155 255V253H153ZM165 252H166V251H165ZM172 252H173V251H171V253H172ZM4 253H6V252H4ZM4 253H3V255H5ZM7 253H8V252H7ZM7 253H6V254H7ZM27 253H29V252L27 251ZM74 253H75V252H74ZM117 253H118V252H117ZM119 253H122V252H119ZM119 253H118V254H119ZM127 253H128V252H127ZM137 253H139V251H138ZM160 253H161V252H160ZM173 253H174V252H173ZM180 253H182V252H179V254H180ZM18 254H19V253H18ZM20 254H22V253H20ZM37 254H38V253H37ZM39 254H40V253H39ZM46 254H45V255H46ZM66 254H65V255H66ZM69 254H70V253H69ZM72 254H73V253H72ZM77 254H81V253H77ZM85 254H86V253H85ZM97 254H96V255H97ZM101 254H102V253H101ZM105 254H107V253H105ZM105 254H103L102 257H103ZM112 254H113V252H112ZM115 254H116V253H115ZM118 254H117V255H118ZM133 254H135V253H133ZM143 254H144V253H143ZM146 254H147V253H146ZM146 254L143 255V256H146ZM156 254H157V252H156ZM164 254H165V253L163 252V257H164ZM168 254H170V253L168 252ZM176 254H177V253H176ZM3 255H2V257H3ZM24 255H27V254L24 253ZM50 255H51V254H50ZM54 255H55V254H54ZM62 255H63V253H62ZM88 255H89V254H88ZM88 255H86V256L88 257ZM90 255H91V254H90ZM90 255H89V257H90ZM99 255H100V254H99ZM99 255H98V256H99ZM107 255H108V254H107ZM107 255H106V256H107ZM110 255H111V254H110ZM110 255H108V256H110ZM117 255H116V256H117ZM125 255H126V254H125ZM131 255H132V254H131ZM136 255H137V254H136ZM157 255L160 256L161 254H160V255L157 254ZM174 255H175V254H174ZM263 255H264V254H263ZM14 256H15V254H14ZM16 256H17V255H16ZM46 256H47V255H46ZM46 256H45V257H46ZM48 256H49V255H48ZM52 256H53V255H52ZM69 256H70V255H69ZM72 256H73V255H72ZM74 256H76V253H75ZM86 256H85V257H86ZM93 256H95V255H93ZM93 256L91 255V258H92ZM106 256H105V257H106ZM123 256H124V254H123ZM128 256H130V255H128ZM128 256H127V259H128ZM138 256H139V255H138ZM140 256H141V255H140ZM148 256H151V255H148ZM260 256H261V255H260ZM2 257H1V258H2ZM27 257H29V260H30L31 256L28 255ZM27 257H26V258H27ZM33 257H34V256H33ZM43 257H44V254H43ZM55 257H56V256H55ZM55 257H54V259H55ZM76 257H77V256H76ZM78 257H79V255H78ZM78 257H77V258H78ZM89 257H88V259H89ZM111 257H112V256H111ZM111 257H110V258H111ZM117 257H118V256H117ZM132 257H133V255H132ZM146 257H147V256H146ZM146 257H145V258H146ZM6 258H7V257H6ZM12 258H14V257L12 256ZM17 258H18V257H17ZM41 258H42V257H41ZM57 258H58V256H57ZM57 258H56V259H57ZM59 258H60V257H59ZM59 258H58V259H59ZM65 258H66V257H65ZM67 258H70V259L72 260L71 257H67ZM96 258H97V257H96ZM100 258H101V257H100ZM106 258H107V257H106ZM108 258H109V257H108ZM115 258H116V257H114V259H115ZM118 258H119V257H118ZM125 258H126V257H125ZM141 258H143V257L141 256ZM147 258H148V257H147ZM147 258L144 259V260H148ZM149 258H151V257H149ZM153 258H154V257H153ZM153 258H152V259H153ZM155 258H157V259H155ZM155 258H154L153 260H157V262L159 261L160 264H164V263H163L164 261L161 260L162 258L158 259L157 256H156ZM10 259H11V258H10ZM18 259H19V258H18ZM23 259H24V261L26 260L25 258H23ZM33 259H34V258H33ZM38 259H40V258H38ZM38 259H37V260H38ZM42 259H44V258H42ZM49 259H51V258H49ZM52 259H53V258H52ZM54 259H53V260H54ZM79 259H81V258L79 257ZM82 259H83V256H82ZM94 259H95V258H94ZM112 259H113V258H112ZM121 259L125 260L123 257H122ZM129 259H130V258H129ZM129 259H128V260H129ZM134 259H136V256L134 257ZM164 259H165V257H164ZM263 259H264V256H263ZM2 260H3V258H2ZM2 260H1V262H2ZM21 260H22V259H21ZM44 260H45V259H44ZM62 260H63V259H62ZM64 260H65V259H64ZM64 260H63V262H64ZM73 260H74V259H73ZM76 260H77V259H76ZM98 260H99V258H98ZM98 260H97V261H98ZM102 260H103V259H102ZM142 260H143V259H142ZM144 260H143V261H138V262H139L138 264H152L150 260H149L150 263H149V262L146 263ZM8 261H9V260H8ZM8 261H7V262H8ZM18 261H19V260H18ZM31 261H32V260H31ZM39 261H40V260H39ZM39 261H38V262H39ZM48 261H49V260H48ZM68 261H69V260H68ZM79 261H80V260H79ZM79 261H78V262H79ZM86 261H87V260H86ZM86 261H85V262H86ZM94 261H95V260H94ZM94 261H93V262H94ZM97 261H96V262H97ZM114 261H115V260H114ZM116 261H117V262H120L121 260L119 261V260L117 259ZM125 261H126V260H125ZM162 261H163V262H162ZM14 262H15V261H14ZM29 262H30V261H29ZM40 262H41V261H40ZM49 262H51V261H49ZM72 262H74V261H72ZM78 262H77V264H78ZM83 262H84V261H83ZM83 262H82V263H83ZM110 262H111V261H110ZM121 262H122V261H121ZM129 262H130V261H129ZM152 262H153V261H152ZM157 262H156V264H157ZM165 262H166V261H165ZM30 263L32 264L33 262H30ZM30 263H29V264H30ZM42 263H43V261H42ZM54 263H55V262H54ZM58 263H59V261H58ZM70 263H71V262H70ZM75 263H76V262H75ZM75 263H74V264H75ZM79 263H81V261H80ZM82 263H81V264H82ZM94 263H95V262H94ZM94 263H93V264H94ZM97 263H98V262H97ZM97 263H96V264H97ZM112 263H113V260H112ZM127 263H128V262H127ZM131 263H133V262H130V264H131ZM8 264H9V263H8ZM12 264H13V263H12ZM14 264H15V263H14ZM16 264H18V263L16 262ZM21 264H22V262H21ZM40 264H41V263H40ZM44 264H45V263H44ZM46 264H47V263H46ZM50 264H51V263H50ZM52 264H53V262H52ZM65 264H66V263H65ZM83 264H84V263H83ZM88 264H89V263H88ZM115 264H117V263H115ZM119 264H120V263H119ZM122 264H124V263H122ZM165 264H166V263H165Z\"/></svg>","mask_w":264,"mask_h":264}]
</instances>
